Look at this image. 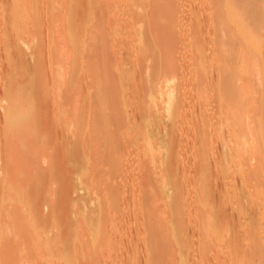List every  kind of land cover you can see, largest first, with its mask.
I'll use <instances>...</instances> for the list:
<instances>
[{
    "label": "bare ground",
    "instance_id": "obj_1",
    "mask_svg": "<svg viewBox=\"0 0 264 264\" xmlns=\"http://www.w3.org/2000/svg\"><path fill=\"white\" fill-rule=\"evenodd\" d=\"M33 1L34 0H11V2H12L11 8L9 9V12L6 11L7 14L9 13L8 14L9 17L7 16L8 19L10 18L8 22L9 23L11 22V24L14 21L17 22L16 23L17 25H15V23H14L15 26H13V24L11 26L7 25V28L12 27L13 31L16 29V34L19 32V35L18 34L17 35H18V37L21 36L20 38L25 37L26 35L23 36V32L21 31V29L18 25H20V24L22 25L23 23H25V25H23V27L26 26V28H27V24H28V26H30L29 24L33 25L31 23V21H29V19L31 18L29 16H32L31 20H33L34 16L38 17V14H36L37 8H35V7H36V4L37 5L39 3L41 4V2L43 0L41 2H39L37 0L38 3H36V4H34ZM51 2L53 4V7L55 8V10L52 7L51 8L47 7L48 10L46 8H44L45 10L44 9L41 10V12L45 11L46 14L49 12L51 14L50 17L52 19L49 17V19L51 21L49 19H48V21L54 22L53 26L52 27L49 26V28H48V23L47 24L45 23V21H44L45 17H43L44 18L43 21L46 24V25L44 24V26L47 27L44 30H49L46 33V31L43 30L44 26L41 24V21L43 18L40 20V25L43 26V27L41 26L42 27L41 30L43 33L44 32L46 33L47 37H46L45 33L42 34L40 32V28H39L40 25L38 24V20H39L40 16L44 15L45 12H43L44 14L41 13L42 15H40L37 19L35 18V20H37L36 24H38V28H39V29H37L38 31H36L34 29L35 27L32 28V26H31V28L34 29V31H32L30 29V27L27 28V30L28 29L30 30V33H29L30 43L31 42L33 43V41L36 39L39 42V40L40 39L43 40L42 37L45 36L44 37L45 39L43 40L45 45H46L45 49L47 48V46H48V48L50 47V49H52L50 51V54L52 55L53 58H50V56H48V58L52 59V62L54 60L55 61L57 60V61L55 63H53V65H51V62L49 61L50 59H47V57H43V58H45L49 61V62H46V61L45 62H46V64L49 65L48 67H50L49 72H51L50 76L52 77L53 80L51 79L48 82V87H47V84H46L47 81L42 80L44 77H42V79H40V81H39L37 78H35V75H33L32 78H30L29 80H26V81H28L27 82L28 86H27V84H25L26 82L21 84L22 80L24 78L26 79L27 77H25V73H26L25 71L26 70L24 69V68H26L25 67L26 65H24V67H23L22 66L23 64L22 65L19 64L23 67V69H24L23 72L20 69H18V66H16V65H18V63H20L19 56H17L18 59H16V60H19V61H17V63L15 62V60L11 61L10 63H8L9 61H7V63H8L7 69L8 70L6 69V67H5V70H3V71L7 70V75H5L6 76L5 79L3 78L4 80H2V82H1V89L3 91V96H4L1 100V102L4 105H3V107L0 106L1 107L0 111L3 109L1 111L2 114H0V116L3 115V117H1L0 121H3V123L1 124V126L3 125L1 127L2 132H4V136L6 135L8 137L7 138L5 136L7 139H9V143H8V140L5 138L7 140V141H5V140L3 141L5 146L3 145V143H1V144L5 147V150H8L7 152L9 155H12L11 153H14V154L18 153L17 154L18 161L22 162V164H23V161H25L26 159L23 160L24 159V158H22V156H24L23 153H22V156L19 157V154L21 155V153H19V151L16 150L18 147L15 145L16 144L20 145V147L22 145L24 146V144H26L25 142H27V140H26L27 137L26 138L24 137V136H26V134L24 135V131L22 129H20V132H22V133H20V132L18 133L17 128H19L20 125H23L24 122L26 124H28V122L30 121L29 124H31V119L33 121H35L36 120L35 117H37V115L39 117L40 105L36 104V101H34L32 99L33 98L32 96L35 94L36 90H37V92H40V90H41V91H44L46 93L47 92L46 89H48L51 86L50 92H51V94H53V99H52L53 109L56 110L54 112H56L58 114V118H60L61 116H65L64 114L67 111H68V113L73 112V114L71 113L72 115L70 113L69 114L67 113L68 115H70L69 116L70 119H72L73 121L76 120L75 122L77 123L76 124L74 122L75 124L72 123L74 125H70V127H72V126L73 127L69 128V130L71 129L72 131L71 130L70 131L73 133L74 132L73 129H75V126H77L76 128H78L80 126V123H81V122L78 123L79 115H77V114L75 115V112L73 109L74 107L76 108L78 106V105H76V106L74 105L76 103V101H78V100H76L77 97H75L78 95V93H77L78 90L76 91V89L80 88V90H81L83 85H84V87H85V85L88 86V84H86L85 82L88 83L90 81V80L87 81L88 80L87 79L88 73H87L85 75L86 77L85 76L82 77L83 81L81 82V80H80V82L83 83L84 78H86V81L84 82L85 84L83 83L82 87L80 85L79 87L77 86L78 88L76 86H75V89L72 88L74 86L75 78H77L76 71H75L78 69V68L76 69L77 62H78V65H80L79 60L77 61L78 55H77L76 51H79L78 46L80 45V42L83 40V36L80 33V29H77V25L79 23L78 24L76 23L77 12H79V8L77 9V7L79 5V0H52ZM80 2H81V0H80ZM31 4L35 5V7L33 6L35 11H36V13L34 12V14H32V12H31L32 11ZM40 4L38 6H40ZM80 5H81V3H80ZM85 5H87L86 7H87V12H88L89 17H87L88 19L84 18L85 21H83V24L81 26H84V27L87 26V32H88L87 34L90 36L92 35L94 37V40L92 37V38H90L91 39L90 41H87V39H85L87 42H89V43L91 42L90 44L88 43L87 46H89L90 51L92 49L96 50V48L99 46V44L95 46L96 41H97V43L99 42L101 44V46H99L97 48L100 50L99 51L100 53H98V54H101L100 57L101 56L103 57V59L100 58V61L102 60L101 61L102 66L100 64L101 69L98 68V66H99V62H98V64H97L98 66L96 65L98 69L96 70V66L94 64H96L97 61H93V60L96 59V57H97V54H95L97 51L96 52H94L93 50H92V52L88 51L89 57L91 56L90 53L91 54L93 53V55H95V57H93V55H92V58H90V60L92 59L91 60L92 64L90 63L92 65V67L90 66V68H92V69H89V71H94V72H92L94 75H95V71H96V74L98 77L93 79V77H95V76H93L92 81L95 82L93 84H95V85L98 84L95 87L98 89V90L96 89L97 94L99 93L100 98H101V100H99V95H98V99L94 98L95 95H91L92 92H90V98H91L90 107H91V102L93 100H95V102H96V99H97V101L99 100V103L98 102L95 103L96 106H95L94 101H93L94 109L92 110V108H90V115H91L92 111L94 112L97 109L95 111V113H96L98 111V108L99 109H102V107L104 108L101 110V112L99 111L100 113H98L100 115V118H101V121L99 122V128L97 127L98 123L95 124L96 121L98 122V119H96V117L94 118V116L92 117V119L94 121L93 123L96 125V126L94 125V127L98 128V130H97L98 135L97 136L95 135V137H94L93 134H90V133H93L94 128L89 125L91 128H93V129L89 130L90 131L89 135H92V139L90 138L91 137L90 136L89 140L87 141V144L88 145L91 144V146L89 147L91 152L94 151L93 150L94 147H92V146H94L95 143L97 144V142H99V144H98L99 147H101V149H104V151L110 150L112 148H114V152H115V149L119 150V151H116V152H119V154L118 153H117V155L112 154L113 156L116 155L115 156L116 159H114L115 157H112L114 162H111V158H110L111 166L109 165V167H107L106 170L104 168H102L100 170L105 171V172L107 171L106 174L107 173L112 174L111 172H109L110 170L108 168L114 167V168H112V169H114L113 173L116 170V168H117L116 172H118V173L122 172V171H118V169L121 170V166L125 165V164L123 165L121 162H123L126 159V157L124 158V154H126V152H124V150H123V149H125L123 147L126 145V140H128V138L130 140V137H132V136L135 138L137 136V133H139L141 131V129H140V131L138 130L140 128V125L139 126H137V125L133 126L132 125V124H135L134 120H135V118H137V114H133L134 115L133 119L130 118V115L127 112V110H129L128 107H127V110L124 109L122 106L120 107L121 102H119L117 100V99H119L117 97L120 96V92L122 89V84L120 82V79H121L120 75L122 72L126 73V70H125L126 67L125 68L119 67L118 63L121 64V59H120L121 57H119L120 60H117L118 56L115 55V53L116 54L119 53L117 51L118 49H116L117 48L116 47L112 50L114 44H110V43H111V41H114L116 39L115 38V36H116L115 32H117L119 30L118 28H120V25L125 23L124 25L127 26V28L130 27V28H128L130 31H127V33L133 32L134 33L133 35L138 34V36L136 38L139 40L138 42H141V40L139 39V36H141L142 34L146 35V37L143 36V37H145V39L143 40V42H144L143 43V49H141L144 53H145V51H149V48H151L150 45L152 43H154V42L156 43V44H154L156 46V54L154 53L155 54L154 62L151 63L150 65L149 64L147 66L145 65V69H143L144 67L141 68L142 71L140 69L141 77H143L144 81H142V79L140 80V78H139V80L142 81L141 84L144 85L146 82V83H148V88L150 87V89L147 91V99H143V100H145V103H147V105H149V102H147L148 96L150 97V100H151L154 97V94L157 95L156 98H157L158 102H156V103L154 102L153 104L151 103L152 105H149L146 107V109L148 108L147 109L148 112L150 114L154 115V117H155V121L153 119L152 122L156 123V121H158L157 118H161V116H163L167 120H172V121H174V119L176 118V117H174L175 115H179L178 118H180V114H181L182 110H180V102L179 101H181L182 95L180 94L181 95V97H180V95H178V93H181V92L180 91L176 92L177 91L176 85H178V81L181 82L183 80L182 76H184L185 75L184 73H186V72H184L183 73L184 75H183L182 70H180L181 73L178 71H179L180 67L187 66L185 64L187 63V61L191 60V58H193V56L196 57L193 59H197V60H193V59L191 60V62L193 64L190 61L189 62L191 64L188 62V64L194 69L192 72L193 75L188 76L189 81L190 80L194 81L195 86L193 85V89L189 86L191 89V91H189V92H191L192 94L190 93V95H185V96L186 97L189 96V98H188L189 100H192L193 98H196L197 96L200 97V95H202L204 98L203 94H206L209 92L211 93L210 95H212V96H211L210 102L205 103V100H203V99H200V101L197 100L199 102V105H201V106H199V109H197L198 107L195 106L196 104H198L197 101H196L197 103L195 102V105H193V106L191 105L193 108L196 107V109L199 110L197 112L196 109L194 108L196 113L198 114V116H200V118L204 121V125L201 124L202 126L198 127L200 129L196 130L197 132L199 131L196 134H195V131H193V129H194L193 126H192V129L189 128L190 132H192V131L194 132V133H192L194 135H191V136H193V138L196 136L195 138H197L198 137L197 134L200 133V135L197 139H199V141L201 140V142H199L197 139L194 138L195 142L198 141L197 143H200L199 144L200 153L203 151L206 152V150L212 151L213 149L216 148L215 150L220 149V152L218 151L219 152L218 154H220V156H221V148H222V149H225L224 151L229 152L228 158L232 157L234 159L237 157L236 158L237 164L232 165V166L236 165L235 167H237V170L232 169L231 168L232 166H226L224 168L222 167L223 173L228 172L230 175V173L231 174L233 173L232 171H236L237 173H235V174L238 177H241V179H243V181H245V180L247 182L253 181V183L256 182L259 185V183H258L259 180L264 179V161H263L264 157L262 156V153H264V152H262V151H264V146L263 147L260 146V145H264V81H263L264 79L261 77V81H258V79H259L258 77L260 75H264V53H263L264 52V0H114V2H113V0H87V4H85ZM85 5H83L82 7H84ZM38 9H39V7H38ZM147 9H148V11H146ZM49 10H51V12ZM81 10L83 11V8ZM144 11H146V12H144ZM1 12L5 13V9H2ZM20 12H22V13L26 12V14L25 13H23V14H25L29 18L27 20V22H25L26 19H25L24 15H23V18H24V22H23V20H22L23 18H22V15L20 16ZM84 13L85 12H83L82 14H84ZM94 15L97 18L96 21H95V19H92V18H94L93 17ZM19 17H20V21H18ZM47 18L48 17L46 16V19ZM80 18L81 17H79V15H78V20H80ZM18 22H19V24H18ZM21 22H23V23H21ZM148 22H149V26H147ZM80 23H81V21H80ZM17 26L19 27L20 30L18 28H16ZM23 27H21V28H23ZM192 28H194V29L197 28L198 29L197 33L196 32L191 33ZM17 29H18V32H17ZM50 29H52V31H50ZM116 29H118V30H116ZM11 30L10 31L8 30V31L11 32ZM3 31L6 32L7 30L4 29ZM20 31L22 33L21 35H20ZM31 31H32V33H31ZM84 31L85 30L82 29L83 33H84ZM12 33H14V32H12ZM12 33H9V34H11L9 36H12ZM24 33H26L28 35V31L27 32L24 31ZM5 34H4V36L2 35V40H3V37H5ZM169 34H170V36H169ZM171 34H173V35H171ZM7 35H8V33L6 34V36ZM113 35H115V36H113ZM126 36H129V35L126 34ZM0 37H1V35H0ZM14 37L17 38L14 41H16V40L19 41L20 38H18L15 35V33H14ZM100 37H102L103 39L96 40L97 38H100ZM117 37H118V35H117ZM121 37H124V36L122 35ZM5 39L8 40L7 37ZM26 39L28 41L27 36H26ZM7 40H5L6 45H7ZM22 40H20L21 43H23ZM129 40H130V37H129ZM134 40L135 39L133 38V41ZM214 40H218L219 42L215 43ZM14 41H13V43L16 44ZM20 41H19V44L18 43L16 44L17 47H18V45L20 46ZM116 41H115V44H116ZM125 41H126V38H125ZM211 41L214 42V43L212 42V45L210 44ZM87 42H86V44H87ZM117 42H118L117 44H119V41H117ZM126 42H128V41H126ZM129 42H128V44H129ZM135 42H136V40H135ZM24 43H25V40H24ZM68 43L69 44L71 43V48H70V45H67ZM9 44H10V41L8 42L7 47H6V45L4 47L5 52H7V53L11 52V48H12L11 45H9ZM29 44L26 43L27 48L29 47ZM41 44H42V42H41ZM32 45L34 46V44H32ZM119 45H121V47H122V42ZM16 46H13V47H16ZM87 46H86V48H87ZM94 46L96 48H94ZM131 46H132V44H131ZM91 47H93V48H91ZM127 47H125V49H127ZM68 48H70V49L68 50ZM14 49H17V48H14ZM14 49H12V51L15 53ZM18 49H17V51H18ZM82 49H83V47H82ZM82 49H80V50H82ZM125 49L123 47V50H125ZM32 50H33V47H32ZM141 50H140V52H141ZM2 51H3V49H2ZM17 51H16V54H17ZM68 51H69V53L67 54L66 52H68ZM85 51L87 52V49ZM21 52H23V49L21 50ZM86 52H85V54H86ZM137 52H139V51H137ZM14 53L11 52V54L13 56H15ZM19 53L20 52H18V54ZM45 53H46V51H45ZM55 53L57 55L56 57L54 56ZM128 53H130V51H128ZM110 54H111V56L113 55L112 57L115 56L117 58L116 60L120 61V62L115 61L112 64L113 58L110 56ZM131 54H132V52H131ZM9 55H10V53H9ZM19 55H21V54H19ZM23 55H26V54L23 53ZM48 55H49V53H48ZM81 55H82V53H81ZM149 55H151V54H149ZM38 56H39V54H38ZM45 56H47V54H45ZM120 56H121V53H120ZM125 56H126V54H125ZM128 56H130V55H128ZM135 56H138V54H136ZM2 57H3V55H2ZM54 57L56 59H54ZM85 57H86V55H85ZM89 57L86 58L87 61L89 60ZM10 58H12V56ZM14 58H12V60ZM36 59H38V57ZM64 59L66 60V62H64ZM5 60L6 59H4V61ZM113 61H114V59H113ZM151 62H152V60H151ZM85 63H86V66H85V68H86L87 62H84L83 66ZM30 64H32V63H30ZM125 64L127 65V63H125ZM1 65H2V63L0 64V66ZM38 66H39V64H38ZM83 66L80 65V67H83ZM28 67H29V65H28ZM30 67L32 68V66H30ZM80 67L78 69L79 71L81 69ZM94 67H95V69H93ZM123 67H124V65H123ZM189 67H187V68H189ZM208 67H209V69H207ZM88 68H89V64H88ZM88 68H86V69H88ZM135 68H136V66H135ZM46 70H47L46 75H48V69H46ZM98 70H99V72H98ZM100 70H101V73H100ZM17 71H20V75H21V72L24 74V78H22L21 81L18 80V78L16 77V74L18 73ZM35 71H36V68H35ZM136 71H137V69H136ZM140 72H137L136 74L138 75V73H140ZM178 73H180V75L181 74L182 75L181 76L179 75L180 77H178ZM26 74L28 75V72ZM132 74H133V72H132ZM64 76L67 77L66 79L69 80L68 82L70 85L68 84V82L66 81ZM88 76H92V74L88 75ZM2 77H3V75H2ZM48 78H49V76H48ZM61 78L65 79V81L60 80V81H64V86L66 88L65 90L63 88L64 86L61 88V86L63 85L62 82L59 81L62 84L61 86L57 82V80H59ZM125 78H126V76H125ZM132 78H134V77H132ZM179 78H181V79L179 80ZM49 79H47V80H49ZM97 79H99L98 83H97ZM41 80L43 82H41ZM123 80H124V78H123ZM65 82H67V84ZM125 82H126V80H125ZM49 83H50V85H49ZM67 85L72 86V87L70 88ZM143 85H142V87H143ZM181 85H183V84H181ZM181 85L179 84V86H181ZM91 86H93V88H94V85H92V82L89 84V86H88L89 88L87 87L88 89H90V91L92 89ZM145 86H146V84H145ZM145 86L143 88H145ZM67 87H69V88H67ZM84 87H83V90H84ZM119 88H121V89H120V92L117 94ZM135 88L133 90H135ZM126 89H125V91L123 89L122 90L126 93ZM180 89H182V87ZM80 90H79V92H80L79 95L80 94L82 95V93L85 94V92H82L83 90H81V91ZM151 90H153V92ZM85 91H86V89H85ZM94 91H93V93L95 94L96 91L95 92ZM128 91H129V88H128ZM138 92H139V90H138ZM189 92L187 91L186 93H189ZM75 93H77V94H75ZM152 93H153V95H152ZM48 94H50V93H48ZM117 95H119V96H117ZM124 95H127V94H124ZM128 95H130V93H128ZM143 95H144V92H143ZM206 95H205V97H206ZM72 96H74L75 100H76L75 103H73V104L71 102V101H74V100H71V99H73V98H71ZM81 97H83V96H81ZM199 97H197V98L199 99ZM51 98H52V96H51ZM85 98H86V96H85ZM144 98H146V96ZM209 99H207V97H206V101ZM25 100L26 101L28 100L29 103L27 101V104H25L26 103ZM49 100H50V98H49ZM80 100H82V99H80ZM193 101H195V100H193ZM203 101H204V103H203ZM85 102H86V99H85ZM190 102H189V104H190ZM49 103H50V101H49ZM77 103H79V102H77ZM98 104H100V105H98ZM162 104L164 106H162ZM183 104H184V102H183ZM68 105L70 107H73L72 111L69 109ZM71 105H73V106H71ZM124 105H126V104H124ZM86 106H84V110H85ZM97 106H99V107L95 108ZM100 106H102V107L100 108ZM128 106H129V103H128ZM185 106L186 105H184V107ZM192 107L190 109V106H189L188 107L189 110H192L193 109ZM80 108H81V106H80ZM136 108H138V107H136ZM141 108H142V106L140 107V109ZM77 109H78V107H77ZM77 109H75V111H77L76 113H78ZM88 109H89V106H88ZM146 109H142L143 112ZM195 111L193 113H195ZM83 112L86 113V111H83ZM79 113H80V111H79ZM135 113H137V112H135ZM138 113H139V111H138ZM196 113L194 115H197ZM67 114H66V116H68ZM98 114H96V115L98 116ZM146 114L147 113L143 114V116H145ZM188 114L190 115L192 113H188ZM73 115L75 117L77 116L76 119H73V117H74ZM93 115H95V114H93ZM183 115H185V114H183ZM191 116H193V115H191ZM198 116H196V117H198ZM87 117L88 116L86 115V117H84L83 119L85 120V118H87ZM194 117H190V118L193 119ZM62 118H64V117H62ZM89 118H91V117H89ZM140 118H141V116H140ZM181 118H182V116H181ZM195 118H194V120H195ZM77 119H78V121H77ZM150 119H152V118H150ZM72 120H71V122H72ZM131 120H133V122H131ZM161 120H162V118L159 119V122H161ZM183 120H184V118H183ZM202 120H197V122L199 123V121H201L203 123ZM136 121H139V118ZM57 122H58V120H57ZM62 122L60 124H62ZM88 122L90 123L89 120H88ZM168 122H170V121H168ZM195 122H196V120H195ZM55 123H56V121H55ZM84 123H85V121H84ZM89 123H87V125ZM145 123L147 124V121H145ZM33 125H35V124L33 123ZM56 125H58V124L56 123ZM67 125H68V123H67ZM67 125H65V127ZM84 125H86V123ZM130 125H132L133 127L132 126L130 127ZM159 125H160V123H159ZM166 125H168V124H166ZM60 126L62 127L63 125H60ZM60 126H59V129H56L58 134L61 133V132L59 133V130H61ZM23 127H25V126H22V128ZM34 127H36V126L31 127V129ZM45 127H46V125H45ZM158 127H159L158 129L160 130L161 127L160 126H158ZM162 127H164V126H162ZM190 127H191V125H190ZM50 128H51V126H50ZM62 128H64V127H62ZM83 128H84V126H83ZM142 128H143V126H142ZM31 129H29V130H31ZM64 130L62 132H64ZM152 130H151V132H152ZM170 130H171V127H170ZM170 130H169V133H171ZM14 131L18 133V134L15 133L16 134L15 136L13 135ZM145 132H149V131H145ZM31 133L33 134V132H31ZM95 133H96V131H95ZM184 133H185V131H184ZM76 134H77V131H76ZM76 134H75V132L73 134L75 137H73V135H72L73 140L76 138ZM172 134H174V133H172ZM63 135H64V133H63ZM69 135H70V132H69L68 136ZM148 135H147V137L145 136L144 142L147 145V147L152 145V147H150V148L154 147V145H155L154 143H156V145H157L156 147H158L160 144L161 145L164 144L163 143L164 141L169 142V144L172 142V139L168 134H167L168 137L165 138L164 137L165 135L163 136L159 131L156 134V139H154V138L152 139L153 136L148 137ZM150 135H152V134H150ZM50 136H51V134H50ZM87 136H88V133H87ZM87 136H85V138H86V139L84 138L85 140H87ZM187 136H189V135H187ZM58 138H61V136L59 135ZM137 138H139V137H137ZM131 139H133V138H131ZM181 139H182V137H181ZM30 140H32V139H30ZM40 140L42 141L43 139L41 138ZM90 140H93V141H90ZM183 140H185V139H183ZM183 140H182V142H183ZM190 140H192L191 137L186 138V141H190ZM39 141H37L36 143H38ZM94 141H95V143H94ZM52 142H53V140H52ZM85 142L86 141L83 140L84 145H85ZM91 142L94 144H92ZM42 144L43 143H41L40 146ZM65 144H66V142H65ZM29 145H30V143H29ZM67 145H68V143H67ZM131 145H132V142H131ZM3 146H1V147H3ZM26 146L29 148L28 145H25L26 149L24 147L22 149L27 150ZM45 146H44V149H46ZM199 146H198V148H199ZM258 146L262 147L263 149L258 148V150H257L255 147H258ZM46 147H48V146H46ZM119 147H121V149H118ZM13 148H16V149H13ZM60 148H62V147H60ZM201 148H202V151H201ZM19 149H21V148H19ZM50 149H52V148H50ZM254 149H256V150H254ZM1 150H0V152H1ZM14 150L17 152H12ZM68 150H69V148H68ZM80 150H81V148H80ZM149 150H151V149H149ZM215 150H213V151H215ZM259 150H262V151H259ZM28 151H29V149L27 150V152ZM59 151H60V149H59ZM70 151H71V149H70ZM3 152H4V149L2 151V154H3ZM46 152H47V149H46ZM84 152L87 153L86 150H84L83 153ZM91 152H90V154H91ZM133 152H135V151L133 150ZM216 152L214 154L217 155ZM226 152H225V155H226ZM64 153H65V151H64ZM64 153H62V154H64ZM70 154H71V152H70ZM100 154H103L102 150H101ZM49 155H50V153H49ZM67 155H68V153H67ZM93 155H94V153H93ZM93 155H88V156L90 157L91 161L94 160L92 163L96 164ZM17 156L14 158L11 156L13 159L10 158L8 160L9 162H7L8 164L5 165L4 168H3L4 164L0 167V175H4L3 177H5V174H6L5 180H4V178L0 179L1 184H6V186H7V183H5V181H7V177L9 178V181H11V180L14 181V179H10V178H13V174H14L13 172L15 171L14 167H16L17 166L16 164H18ZM41 156H43V155H40V157ZM51 156H52V154H51ZM119 156L120 157L123 156V157L120 158ZM83 157H85V156H83ZM104 157L106 158V155H104ZM213 157H215V156H213ZM7 158H9V157H7ZM26 158L29 159V157H26ZM46 158H47L46 160L48 161V157H46ZM82 158H79V160ZM117 158L120 160L116 161V163H115V160H117ZM220 158L221 157L218 156V159L216 162L213 161L214 160V158H213V160H212L213 163L215 162L218 165V163H219L218 160ZM42 159H43V157H42ZM70 159H72V158H70ZM122 159H123V161H122ZM226 159H227V157H226ZM14 160H16V161H14ZM224 160H225V158H224ZM253 160H257V161H254V163H256V164L251 163V162H253ZM64 161L66 162L65 159H64ZM67 161H68V159H67ZM73 161H75V160H73ZM91 161L90 162L88 161V162L91 163ZM15 162H16V164H15ZM42 162H44V161H42ZM110 162H109V164H110ZM203 162H204V159H203ZM24 163H26V161ZM87 163H86V165H87ZM102 163H103V165H106L107 161L102 162ZM104 163H106V164H104ZM126 163H127V161H126ZM44 164H46V166H47L48 163L46 162ZM55 164H56V162H55ZM91 164H89V165H91ZM193 164H195V163H193ZM68 165H69V163H68ZM22 166H24V165H22ZM73 166H74V164H73ZM82 166L80 168L83 169ZM92 166H94V167H92ZM92 166L91 167L89 166V167L93 168V169L96 168L95 165L92 164ZM107 166H108V164H107ZM136 166H139V165H136ZM163 166H165V165H163ZM18 167L19 166H17V170H19ZM77 167L79 168V166H77ZM33 168L36 169L35 167H33ZM203 168H205V167H203ZM213 168H215V166ZM37 170L38 169H36V171ZM89 170L90 169H88V172L91 171V170L90 171ZM100 170H98V171H100ZM148 170L152 174L151 175L148 172L146 173L147 177L149 174L151 175V176L149 175L151 178L148 177L150 180L152 179L153 176L155 177L157 174V171H159L158 169L156 170L154 166H152ZM19 171L21 174L22 169ZM78 171H76V172H78ZM101 171L99 172V174L101 173ZM161 171H163V170H161ZM11 172H12V175H11ZM15 172L18 173L17 171H15ZM88 172H85L84 176ZM92 172H94V171H91V173ZM24 173H25V171H24ZM55 173H56V171H55ZM91 173H90V176L92 175ZM118 173H115L116 176H115V174L114 175L112 174V176H115L116 178L118 176L121 177ZM169 173H170V171H169ZM169 173L167 174L168 176H169ZM37 174H36V176H37ZM56 174H58V173H56ZM82 174H83V172H82ZM102 174H103V172H102ZM160 174H162V173H160ZM121 175H122V173H121ZM16 176L17 175H15V177ZM80 176H81V173H80ZM84 176L82 178L85 179L86 177H84ZM90 176L88 174V179L86 180L87 182L85 180L82 181V183L84 182V185L88 186V189H90L89 190L90 193H91L92 189L93 190L95 189L94 193L96 194V192H97L96 190H98L97 188H99V186H100L99 189H102V190L98 191L96 195L94 194L95 197L93 196V198H92V200H93L92 201L93 204L91 203L92 206H91V204L89 205V203L86 201V200H88V198H86V197L84 198V196H83L84 192H83V195H81L82 191H80L81 197L85 199V200L83 199L82 202H84V204L87 202L88 205L85 204V206H83L81 209L77 208L76 205H74L73 206L74 209H75V207L77 208L76 209L77 211H74V214H75V212H77V213H79V216H77V213H76L75 218L74 219L72 218L73 220L70 219V221H73V222H70L72 224V226L74 228H78V229H76L78 232L77 231L74 232V235L76 233V237L78 239H80L81 243L79 242V240H78V242L80 243V248H82V250L80 251V249H79L78 251L81 252L82 256L78 251H72V252L69 251L67 256L64 253L65 259H63V250L62 251L60 250L61 248H60V244H59L61 242L59 231L56 230V227H54V225H53V227L55 229H51V230H50V228L48 230H45V227L42 226L43 224H45L46 220L44 221V219H47L45 217H47V214L49 213V212L47 213L45 211V210L49 211L45 207L47 204L50 206L49 208L52 209L50 214L51 215L53 214L55 216L58 215L59 211L62 210L61 208L63 207V206L60 207L61 204H58V199H57L58 195L56 194V192L51 191V190H53L54 185L50 189L48 188L49 191H47V193H45V192L41 193L40 191H38L40 193H37V191H35V194L33 193L34 194L33 195L34 199L32 198L33 203H34V200H35V202L37 201L36 203L42 202L41 200L39 201L38 199H35L36 196H40V195H43L42 197L45 198L44 202L47 203V204L45 203L46 205L43 203V205H45L44 207L46 208V209L45 208H43V209H45L44 211L47 214L43 218V220L41 219L43 222L41 225L42 227L41 226L38 227L36 225V221L34 220L35 219L34 214L36 211L34 213H31L28 210L26 204H24L26 206V207H24V209H23V206L19 205V202L17 200V195L15 194L16 189H14L15 195L13 194V197L9 198L8 197L9 195H7V194H10V193L7 192L6 195L10 199V200L8 199L9 201H7V197H5V192L6 191H9V192L13 191V189L11 190V188H10L11 191L9 189L8 190L6 189L10 186L9 185V186L5 187V190H4L5 192L3 193V195H4L3 198H6V200H4L2 197L1 198L3 200L0 199V202H1L0 203V264H64L63 263L64 261L66 263V261L69 262L70 260H71V263L75 264V262H79L81 260L80 258L83 259V262L87 261L89 264H117L115 259H114V258H116V256L119 259V261H117L119 264L122 263V260L124 257L126 258V261L124 259L125 264H175L176 259L178 260L177 263H179V264L182 263V258L185 255L184 254L182 256L183 253H181V251H182L181 248L183 247L182 246L183 242L181 241V239H180V241H177V238H179L178 237L179 235L185 234L184 220L182 219L183 217L180 216L181 213H183V212H179L180 214H178L179 206L175 207V205H174V208H173L170 205V207H168V209L166 208V210H171L172 212H174L176 209L177 213H175V214H178V215H171L173 213L166 212L165 209L163 210L161 205L159 206L158 204H156L157 201L160 202L159 200L161 199V198H156V195H158V197H159V194L161 193L160 190L162 188L159 190H156L155 188L151 187L152 189H154V191H156L154 194H152V195H155V196H153V197H155V199H158V200H156V203H155L154 198H152L150 194H149L150 197L147 196L148 190L145 191L146 192L145 198L148 197V198L153 199L154 201L152 200L153 201L152 203L156 204V206H155L156 208L150 206V209H148V210L146 209L147 210L146 214L144 213L145 216L144 217L142 216L143 220L145 221V224H144L145 227H144V225H142V227H144L143 232L141 233V234H143V239L139 243L144 244V247L140 246V248H138L139 247V246L137 247L138 241L136 243H133L132 245L130 244L131 246H129V244L125 245L124 243L121 242V240L123 238H126L127 235H129L130 233H133L132 231L125 230L123 228L124 226L122 227L123 223H121L122 222L121 218H123V216L126 214L125 213L126 211H124V209H123L124 207L122 208V206H121V201L123 199L127 198V196H126L127 191L124 194L125 190H123V191L119 190L121 187L119 185L122 184V183L120 184V181L122 180V178L120 179V181L117 178V180L119 181V183H118L114 179L112 180V182L106 181V180H105L106 181L105 182V181H103V179L101 180L97 177L99 180L102 181V185L104 184L103 188H101L102 185L98 183L99 181L97 182V184L94 183L98 187H95L94 184H91V186L94 188H92L91 186H90L91 188H89V185L92 182L91 180H90L91 182L89 181V178H91ZM93 176L94 175H92V179L94 181V178H96V176L94 178H93ZM58 177H60V176H58ZM72 177L75 178L74 175ZM115 177H112V178H115ZM100 178H103V177H100ZM78 179H79V177H78ZM234 179H235V177H234ZM71 180H72V178H71ZM229 180H226L225 183H227V181L229 182ZM171 181H172V179H171ZM174 181H173V183H174ZM219 181H220V179H219ZM238 181H240V180H238ZM73 182H76V181H74V179H73ZM79 182H80V180H79ZM164 182L165 181H163V183ZM167 182H166L164 188H167V187H169V185H171L170 180H167ZM232 182H233V180H232ZM13 183L14 182H12V183L10 182L9 184H13ZM16 183H18V182L16 181ZM16 183L12 187H15ZM52 184H54V183L51 182L49 186H51ZM56 184L57 183H55V185ZM117 184H119V185H117ZM174 184H176V183H174ZM201 184L202 183H200V186H201ZM228 184H226V185H224V187L223 186L222 187L226 188ZM230 184H231V182H230ZM257 184H255L254 188L252 187L253 189L251 191H250L251 188L249 187L250 189L248 188L249 190L248 191L246 190L247 193L242 194L243 195L242 197H244L245 195L247 197L249 195L248 192L250 191L249 192L251 194V195H249L250 197L246 198V202L248 204H250V206H252V204H253L252 201L256 200V202H258L257 200L264 199V185L260 184L258 186ZM72 185L75 186V184H72ZM4 186H3V188H4ZM76 186H77V184H76ZM145 186H147V185H145ZM162 186H164V185H162ZM147 187L149 188V186H147ZM233 187H234V185H233ZM140 188H139V190H140ZM148 188H146V189H148ZM158 188H160V187H158ZM202 188H203V185L201 187V190L204 191L205 188L204 189H202ZM56 189H58V188H56ZM74 189H75V187H74ZM36 190H37V188H36ZM76 190H77V188H76ZM197 190L202 192L200 190V188ZM43 191H46V190H43ZM140 191H142V190H140ZM218 192H219V190H218ZM92 193H93V191H92ZM169 193H170V191H169ZM189 194H190V192H189ZM204 194H206V193H203V195H199L200 199L203 196L205 197ZM90 195H92V194H90ZM206 195H208V194H206ZM234 195H233V197L236 198V200H237V201L234 200V202H236V203L238 202L239 206L238 205H236V206L239 208L242 206V203L240 204L241 201L239 200L240 201L239 202L237 199L239 196H237V195L234 196ZM165 196H166V198L168 197V195H165ZM165 196L163 193L162 198H164V199H161L162 201L165 200ZM172 196L174 197V195H172ZM59 198H61V197H59ZM218 198H219V196H218ZM240 198H241V195H240ZM151 199H149V200L151 201ZM202 199H204V198H202ZM205 199H204V202L201 201V202H199V204L202 203V205H204L203 203H205ZM231 199H232V197H231ZM231 199H229V200H231ZM72 200H73V198H72ZM171 200H172V198H171ZM176 200H177V198H176ZM222 200L224 202V197L222 198ZM146 201H147V199H146ZM150 201H147V203ZM206 201H207V199H206ZM212 201H213V199H212ZM212 201H210V203ZM170 202H172V204H173V200ZM223 202H221V203H223ZM263 202H264V200H263ZM164 203H165V201H164ZM230 203H231V201H230ZM247 203H245L246 207H248ZM79 204H81V203H79ZM160 204H161V202H160ZM166 204H168V201L166 202ZM48 205H47V207H48ZM32 206H34V204H32ZM157 206H159L158 209H157ZM162 206H166V205H162ZM167 206H169V205H167ZM199 206H201V205H199ZM211 206H212V204H211ZM219 206H220V204H219ZM225 207L227 208V206H225ZM169 208H172V209H169ZM195 208H196V205H195ZM21 209H23V210L21 211ZM173 209H174V211H173ZM182 209L183 208H181L179 210L182 211ZM236 210H238V209L236 208ZM241 210H242V207H241ZM210 211H212V210H210ZM233 211H234V209H233ZM222 212H223V209H222ZM98 213H100L99 214L100 217H97L94 220H90V219L88 220V217L93 216L95 214H96L95 216H97ZM74 214H72V215L74 216ZM44 215H45V213H44ZM40 217H42L41 214H40ZM77 217H78V219H77L78 221L75 220ZM209 217L213 218L212 216H209ZM37 218H38V216H37ZM215 219H209L208 217H205V220H204L202 217V219L199 221V223L203 222V223H200L201 225H199V227L200 226L202 227V228L200 227V229H201L200 233L202 232L200 235L203 234L204 241H205V237L208 235V233L214 227L213 225L217 222V221H215ZM39 223L41 224L40 221H39ZM47 223H48V220H47ZM192 223L194 224V222H192ZM237 224H239V223L237 222ZM185 225H186V223H185ZM45 226H47V228H48V226H50V225L47 224ZM55 226H57V225H55ZM217 227H216V229H217ZM48 231L52 232L53 235L48 236L49 234H46V232H48ZM195 232H196V230H195ZM70 234H69V236H70ZM72 234H71V236H72ZM77 234H78V236L80 235L81 237L79 236L80 237L79 238L77 236ZM210 234H211V232H210ZM260 234L262 235V233H260ZM263 234H264V231H263ZM55 235H56V237H55ZM193 236H195V234ZM203 236L201 237L202 239H203ZM212 236L208 235V238L212 237ZM225 236H227V235H225ZM50 237H52V238L50 239ZM263 237H264V235H263ZM224 241H226V240H224ZM57 243H58V247L55 249L53 256H51V252L53 249L52 246H54ZM200 243H201V241H200ZM216 243H217V241H216ZM218 243H219V240H218ZM211 244H212V242H211ZM213 244H215V243L213 242ZM184 245H185V243H184ZM207 245H209V243H207ZM207 245L204 242L203 247L205 249L203 250V247H202V249L199 248L202 251L201 252L199 250L201 255H202L203 251H206V253H208ZM199 246H200V244H199ZM210 246L211 245H209L208 247H210ZM215 246H217V245H215ZM261 246H263V244H261ZM50 247L52 248L51 251H50ZM57 250H60V252H58ZM105 250H107V252H108V253L106 252V255L104 254ZM231 251H233V250H231ZM172 252L177 254L175 260L172 257H170L173 255ZM75 254H78V256H75ZM175 254H174V257H175ZM197 255H198V253H197ZM69 256L70 257L73 256V257H72V259L70 258V260L68 261ZM74 257H77V258L79 257V258L77 260V258L75 259ZM119 257H121V258H119ZM66 258H67V260H66ZM166 258H167V260H166ZM168 259L169 260L173 259L170 261H173L174 263L169 262ZM27 260H29V261L27 262ZM120 260H121V263H120ZM81 262H79V263H81ZM221 262H223V261H221ZM207 263H208V261H207ZM67 264H69V263H67Z\"/></svg>",
    "mask_w": 264,
    "mask_h": 264
},
{
    "label": "rangeland",
    "instance_id": "obj_2",
    "mask_svg": "<svg viewBox=\"0 0 264 264\" xmlns=\"http://www.w3.org/2000/svg\"><path fill=\"white\" fill-rule=\"evenodd\" d=\"M39 2H41L42 0H38ZM38 1L37 0H34L33 1V3L34 4H36V3H38ZM44 1V0H43ZM41 2V4H40V6H38L37 4H36V7H35V5L33 4H31V8H32V14H34V12L36 13V11H35V9H34V7L35 8H37V13L36 14H38V17L40 16V15H42V14H44L43 12H45V11H42L41 12V10H43L44 8H46L47 9V7L49 8H53L54 10H55V8L53 7V4H52V0L50 1V0H45L44 2ZM11 2V0H0V35H1V39H0V64L2 63V65L0 66V106H2L3 107V105L4 104H2V102H1V100H2V98L4 97L3 96V91H2V89H1V82H2V80H4L5 79V75H7V68H8V63H10L11 61H14L15 60V62L17 63V61H19V60H16V59H18V57L17 56H19V59H20V63H18V65H16V66H18V69H20L22 72L24 71V69L26 70L25 72L27 73L28 72V75L25 73V77H27L26 79L24 78V74L21 72V75H20V71H17L18 73L16 74V77L18 78V80H22V78H24L23 80H22V82H21V84H23V83H25V84H27V86H28V81H26V80H29L30 78H32L33 77V75H35V78H37L39 81H40V79H42V77H44L42 80H46L45 82H46V84H47V87H48V82L52 79V77L50 76L51 75V72H49V68L50 67H48L49 65L48 64H46V62H51V65H53V63H55L56 61L54 60V59H56L55 57L57 56L56 55V53L54 54V61L52 62V59H50V58H53L52 57V55L50 54V51L52 50V49H50V47L48 48V46H47V48L45 49V47H46V45H45V43H44V37L45 36H43L42 37V39L43 40H39V42H38V40L36 39V40H34L33 41V43L31 42L30 43V41H29V33H30V30L28 29L27 30V28H29L30 27V29L32 30V31H34V29L36 30V31H38L37 29H39L40 28V32L42 33V34H44L43 32H42V27L44 26V24L46 23H48V28H49V26L50 27H52L53 26V24H54V22H50L51 20L49 19V17H50V13L48 12L47 14H46V12H45V16L44 15H42V16H40V18H39V20H38V24L40 25V20L43 18V17H45V20H44V18L42 19V21H41V24L43 25H40L39 26V28H38V24H36L37 23V20H35V18L37 19L38 17H33V20L35 21H33V20H31L32 19V16H29V17H31L30 19L25 15L26 14V12H23V13H25V14H23L22 12H20V16L22 15V18H23V15H24V17H25V19H26V21L25 22H27V20L29 19V21H31V23L34 25H31V24H29L30 26H28V24H27V28H26V26H24L23 27V25H25V23H23L24 22V18L22 19L23 20V22H21V23H23L22 25L20 24V25H18L19 27H20V29H21V31L23 32V36L24 35H26L27 36V38H28V41H27V39H26V36L25 37H22V38H20L21 36H19L18 37V35H19V32H18V29H19V27L17 26L16 28H18L17 29V34H16V29L13 31V29H12V27H10V28H7V25H12L13 24V26H15V25H17L16 23V21H14L12 24H11V22L9 23L8 21H9V19H8V17H9V13L7 14L6 13V11H8L9 12V9L11 8V5H12V2ZM85 4H87V0H81V2H80V0H79V5H78V7H77V9L79 8V12H77V20H76V23L78 24L77 25V29H80V33H81V35L83 36V40L80 42V45L78 46V48H79V51H76V53H77V61L79 60V63H80V65L81 66H83V63L84 62H87V67L86 68H88V64H89V68L88 69H86L85 68V66H86V63L84 64V66L83 67H80V65H78V62H77V64H76V69L78 68L79 69V67L81 68L80 69V71L77 69V70H75L76 71V75H77V78H75V81H74V86L72 87V86H69L70 84H69V80L68 79H66L67 77H65V79H66V81L68 82V84L69 85H67V86H69L70 88L72 87L73 89H75V86L77 87H79L80 85H81V87H82V85H83V83L86 81V78H84V82L83 83H81L82 81H83V78L82 77H84L87 73V81H91L92 82V85H94V88H93V86H91V91H90V89H88L89 87V84L91 83L90 81V83L88 82H85L86 84H88V86L87 85H85V87H84V85H83V87H84V90H83V87L81 88V90H83L82 92H85V94L84 93H82V95L81 96H83V97H81L80 95H79V90H80V88H78V89H76V91L78 90V95L77 96H75V97H77L76 98V100H78V101H76L75 100V97L74 96H72L71 98H73V99H71V100H74V101H71L72 102V104L73 103H75V101H76V103L74 104L75 106L76 105H78L77 107H78V109H77V107L75 108H73V107H70L69 105H68V107H69V109L72 111V108L74 109V112H75V115L77 114V115H79V121H78V119H77V121H78V123L79 122H81L80 123V126L78 127V128H76L77 126H75V129H73L74 130V132H75V134H76V131H77V134H76V138L73 140V137H75L73 134H74V132L72 133L70 130H69V128H72V127H70V125H74L76 122V120L75 121H73L72 119H70V115H68L69 113H68V111L64 114L65 116H61L60 118H58V114L56 113V112H54V111H56V110H54L53 109V103H52V99H53V94H51V92H50V89H51V86L48 88V89H46L47 90V92L45 93L44 91H41L40 90V92H37V90H36V92H35V94L32 96L33 98V100L34 101H36V104H38V105H40V112H39V117H38V115H37V117H35V119L38 121H33L32 119H31V124H29V122H28V124H26L25 122L23 123V125H20V127L19 128H17L18 129V133L20 132V129H22L23 131H24V135L26 134V136H24L25 138H26V140H27V142H25L26 144H24V146L22 145L21 147H20V145H15V146H17L18 148L16 149V148H13V149H16L17 151H19V153H21V155L19 154V157L20 156H22V153L24 154V156H22V158H24L23 160H25L26 161V163H24L25 161H23V164H22V162H20V161H18V156H17V154L18 153H11L12 155H9L8 154V150H5V144L3 143V141L5 140V141H7L8 140V143H9V139H7L5 136H4V132H2V126H1V124L3 123V121H0V145L1 146H3V147H1L0 148V150H1V152H0V167L3 165V168H4V166L5 165H7L8 163L7 162H9L8 160L10 159V158H14V157H16L17 156V162H18V164H16V162H15V164L17 165V166H19L18 167V169L19 170H21L22 169V172H21V174H20V171L19 170H17V166L16 167H14V170L15 171H17L18 173H16L15 171L13 172L14 174H13V178H10V179H14V181H9V178L7 177V181H5V183H7V186H9L8 188H6L7 190L9 189L10 190V188H11V190L13 189V191H11V192H9V191H4L5 190V187H7L6 186V184H1L0 183V199H2L3 197H4V195H3V193L5 192V197H7V195H9L8 197L10 198V197H13V194H14V192H15V190L14 189H16V195H17V200H18V202H19V205L20 206H23V209H24V207H26L27 206V208H28V210L31 212V213H34L35 211V214L38 216V218H37V216L34 214V220L36 221V225L38 226V227H40L41 225H42V220H43V218L46 216V214H47V217H45V218H47V219H44V221L46 220V222H45V224H43L42 226H44L45 227V230H48L49 228H50V230L51 229H55L54 227H56V230H58L59 231V233H60V250L62 251L63 250V259H65V254H66V256H67V254L69 253V251H78L79 249H80V251L82 250V248H80V239H78L77 237H76V233H75V235H74V232H76L77 230L76 229H78V228H74L73 226H72V224L70 223V222H73V221H70V219H74L75 218V216H76V213L77 212H75V214H74V211H77L76 209L77 208H82L83 206H85V204L86 205H88V203H89V205L92 203V198H93V196L95 197V195L97 194V192L98 191H100V190H102V189H99L100 188V186H99V188H97L98 190H96L97 192H96V194L94 193V191H95V189L93 190L92 189V191H93V193H92V191H91V193H90V189H88V186H86V185H84V182L82 183V181L83 180H87L88 179V174H89V176H90V173H91V171H94V172H92L91 174L92 175H94L93 176V178L96 176V178H94V181H93V179H92V175L90 176L91 178H89V181L91 182L90 183V185H89V188H91L92 186H91V184H97V182L99 183V184H101L102 185V179H103V181H110V182H112V180L114 179L116 182H118L119 183V181H120V179L122 178V180L120 181V184L121 185H119V184H117V185H119V186H121L120 187V189L119 190H121V191H123V190H125V192H124V194L126 193V191H127V198H125V199H123L122 201H121V206H122V208L124 209V211H126L124 214V216H123V218H121V220H122V222L121 223H123V225H122V227L125 229V230H128V231H132L133 233H130L129 235H127V237L126 238H123L122 240H121V242L122 243H124L125 245H128L129 244V246H131L133 243H136L137 241V247L138 248H140V246L141 247H144V244H142V243H139L140 241H142V239H143V234H141L142 232H143V228L145 227V221L143 220V218H142V216L144 217L145 216V214H146V211L148 210V209H150V206H152V207H154V208H156L155 206H156V204H158L159 206L161 205V207L163 208V210L165 209V211L166 212H170V213H173V214H171V215H178V214H180L179 212H183V213H181V217H183L182 219L184 220V226H185V228H184V231H185V234L184 235H179L178 237L179 238H177V241H180V239H181V241L183 242V247L181 248V253H183L182 254V256L184 255V257L182 258V263H180V264H264V237H263V231H264V202H263V200L264 199H259V200H257L258 202H256V200H254V201H252L253 202V204H252V206H250V204H248L247 202H246V198H249L250 196L249 195H251L249 192L255 187V184H257L256 182L255 183H253V181L251 182H247L245 179V181H243V179H241V177H238L235 173H237L236 171H232L233 173L231 174L230 173V175H229V173L228 172H222V167L224 168V167H226V166H232V165H234V164H237V160H236V158H232V157H230V158H228L229 157V152L227 151H224L225 149H222L221 148V156H220V154H218L219 152H220V149H218V150H215V149H213V150H215V151H211V150H206V152H201L200 153V151H199V149H200V146H199V144L200 143H197L198 141H199V139H197L198 137H199V135H200V133L199 134H197V138H195V139H197L198 141L197 142H195L194 141V138H193V136H191V135H194V134H192V133H194L193 131H195V134L196 133H198L196 130L197 129H200V128H198V127H200V126H202L201 124H203L204 125V121L200 118V116H198V114L196 113V111L198 112L199 110H197V109H199V106H201V105H199V102L198 101H200V99H203V100H205V103L206 102H210L211 101V96L212 95H210L211 93L209 92V93H206V94H203L204 95V98H203V96L202 95H200V97L199 96H197V97H199V99L196 97V98H193L192 100H189L188 98H189V96L188 97H186L185 95H190V93L191 92H189V91H191V89H190V87L193 89V85L195 86V84H194V81H192V80H190L189 81V75H193L192 74V72H193V68L188 64V62L190 61L191 62V60L193 59V58H196V57H194L193 56V58H191V60H189V61H187V63L185 64V65H187V66H182V67H180L179 68V71L178 72H180L181 73V71L180 70H182L183 72H182V74L184 73V72H186V73H184L183 75L186 77H184V76H182L183 77V80L180 82V81H178V85H176V87H177V91L176 92H181V93H178V95H182V97H181V95H180V97H181V101H179L180 102V110H182V112H181V114H180V118H178L179 117V115H175L174 117H176L175 119H174V121H172V120H167L166 118H164L163 116H161V118H162V120H161V122H159V119H161V118H157V120L158 121H156V123L154 122H152L153 121V119H154V121H155V117H154V115H152V114H150L149 112H148V108L146 109V107L147 106H149V105H152L154 102L156 103V102H158V100H157V95L156 94H154V97L150 100V97L148 96V101L147 102H149V105H147V103H145V100H143V99H147V91L150 89V87L148 88V83H146L145 82V84H146V86H145V84L143 85V84H141L142 83V81H144V79H143V77H141V72H140V69L141 68H143V69H145V65L147 66L148 64L150 65L151 63H153L154 62V56H155V54H156V46L154 45V44H156L155 42L154 43H152L151 45H150V47L151 48H149V51H145V53L141 50V49H143V40L145 39V37H146V35L144 34H142L141 36H139V39L141 40V42H138L139 40L138 39H136L137 38V36H138V34H136V35H133L134 33L133 32H128L127 33V31H130L128 28H130V27H128L127 28V26H125L124 24H122V25H120V28H118V29H116V30H118L117 32H115V35H113V36H115V40L114 41H111V43L110 44H114V46H113V48H112V50L114 49V48H116V49H118L117 51L119 52V53H115V55H117L118 56V59L114 56V57H112L111 56V54H110V56L114 59V61H113V59H112V64L116 61V62H120V61H117V60H120L121 59V64L120 63H118L119 64V67L121 68H125V70H126V73L125 72H122L121 73V75H120V82H121V84H122V89L125 91V89H126V93L121 89V88H119V90H118V92H117V94L120 92V89H121V92H120V96L119 95H117V96H119V97H117V98H119V99H117L119 102H121V105H120V107L122 106L124 109H126L127 110V107H128V109L129 110H127V112H128V114L130 115V118H134V115L133 114H137V118H135V120H134V122H135V124H132L133 126H135V125H137V126H139L140 125V128L138 129L139 131H140V129H141V131L139 132V133H137V136L134 138L133 136L132 137H130V140H129V138H128V140H126V145L123 147V148H125V149H123L124 150V152H126V154H124V158L126 157V161H127V163H126V161L124 160L123 161V159H122V161L123 162H121L124 166H121V170H119L118 169V171H122V172H116V170H117V168H116V170L114 171V173H113V170L114 169H112V168H114V167H110V168H108L109 170V172H111L113 175L115 174V173H118L121 177H117L118 178V180H117V178L115 177L116 176V174H115V176H112V174H109V173H107L106 174V172L105 171H101L100 169H102V168H104L105 170L107 169V167H109V165L111 166V162H114V160L112 159V157H115L116 155H117V153L119 154V152H116V151H119V150H117V149H115V152H114V148H112V149H110V150H105L104 151V149H101V147H99V142H97V144L95 143V141H94V143H92V144H94V146H92V147H94V151H90V149H89V147L91 146V144L90 145H88L87 144V141L89 140V137L92 139V135H89V133H90V129H93L94 128V131H93V133H90V134H93V136L95 137V135L97 136L98 135V133H97V130H98V128H99V122L101 121V118H100V115L98 114V113H100L101 112V110L102 109H104L102 106H100V108L102 107V109H99L98 107L99 106H97V107H95V108H98V111L95 113V111L97 110H95L94 112L92 111V113H91V115H90V108H92V110L94 109V105H93V101H94V104L96 103V102H98L99 103V100H101V98H100V95H99V93L97 94V88L95 87V86H97L98 84V80L99 79H97V85H95V84H93V83H95V82H93L92 81V77L93 76H95V77H93V79L94 78H97L98 76H97V74H96V71H95V75L92 73V72H94V71H89V69H92V68H90V66L92 67V63H91V60H90V58H92V55H93V53L91 54L90 53V57L88 56L89 55V53H88V51L89 52H92V50L90 51V48H89V46H87L88 45V43L89 42H87V41H90L91 39L90 38H92L93 36L91 35H88L87 33V26H81L82 24H83V21H85L84 20V18L85 19H88L87 17H89L88 16V12H87V5H85ZM113 2H114V0H113ZM80 3H81V5H80ZM46 5V6H45ZM83 5H85L84 7H82ZM34 6V7H33ZM43 6V7H42ZM38 7H39V9H38ZM5 9V13H2L1 11H2V9ZM83 8V11L81 10ZM85 8V9H84ZM45 10V9H44ZM48 10V9H47ZM50 12H51V10H49ZM78 11V10H77ZM146 11H148V9L146 10ZM146 11H144V12H146ZM40 12V13H39ZM81 12V13H80ZM83 12H85L84 14H82ZM42 13V14H41ZM3 14V15H2ZM28 14V13H27ZM29 15V14H28ZM78 15H79V17H81L80 18V20H78ZM84 15V16H83ZM4 16V17H3ZM8 16V17H7ZM46 16L48 17L47 19H46ZM83 16V17H82ZM94 18H92V19H95V21H96V17H95V15L93 16ZM51 18V17H50ZM48 19L50 20V21H48ZM52 19V18H51ZM45 21V23H44V21ZM47 20V21H46ZM18 21H20V17H19V19H18ZM80 21H81V23H80ZM92 22V21H91ZM14 23H15V25H14ZM50 23V24H49ZM18 24H19V22H18ZM45 24V25H46ZM37 25V26H36ZM4 26V27H3ZM31 26H32V28L33 27H35L34 29H32L31 28ZM42 26V27H41ZM80 26V27H79ZM147 26H149V22L147 23ZM9 27V26H8ZM21 27H23V28H21ZM83 27V28H82ZM126 27V28H125ZM6 29L7 31V33H8V35L6 36V32H4L3 30L4 29ZM47 27L46 26H44V28H43V30L44 29H46ZM12 29V30H11ZM19 29V30H20ZM23 29V30H22ZM82 29L83 30H85L84 31V33L82 32ZM127 29V30H126ZM11 30V32H9V31ZM125 30V31H124ZM21 31H20V35L22 34L21 33ZM24 31L25 32H27L28 31V35L26 34V33H24ZM32 31H31V33H32ZM44 31H46V33L49 31V30H44ZM50 31H52V29H50ZM197 31H198V29L196 28V29H194V28H192V32L191 33H197ZM5 34V37H3V40H2V35L4 36V34ZM12 32H14L15 33V35L18 37V38H20L19 39V41L20 40H22V42L23 43H21V41H20V46L22 47H20L19 45H18V47L16 46V44L18 43L19 44V41H14L15 39H17V38H15L14 37V33H12ZM9 33H12V36H9V35H11V34H9ZM46 33H45V35H46ZM78 33V32H77ZM90 33V32H89ZM117 33V34H116ZM120 33V34H119ZM142 33V32H141ZM88 36H87V35ZM126 34L127 35H129V36H126ZM117 35H118V37H117ZM124 36V37H121V36ZM132 35V36H131ZM171 35H173V34H171ZM78 36V35H77ZM90 36V37H89ZM121 38H120V37ZM143 36H145V37H143ZM169 36H170V34H169ZM8 38V40L7 39H5V38ZM46 37H47V35H46ZM79 37V36H78ZM89 39H88V38ZM129 37H130V40H129ZM25 38V39H24ZM125 38H126V41H130L129 42V44H128V42H126L125 41ZM133 38L136 40V42H135V40L133 41ZM85 39H87V41L85 40ZM101 39H103L102 37H100V38H97L96 40H101ZM105 39V38H104ZM2 40V41H1ZM5 40H7V45H8V42L10 41V44L9 45H11V52L12 53H14L13 51H12V49H14V48H19L18 49V51H17V49H14L15 50V56H13L12 54H11V52H5ZM16 43V44H14L13 43V41ZM24 40H25V43H24ZM93 40H94V37H93ZM113 40V39H112ZM119 41V44L122 42V47H121V45H119V44H117L118 42L117 41ZM12 41V42H11ZM87 42V44H86V42ZM115 41H116V44H115ZM215 41V43H218L219 41L218 40H214ZM3 42V43H2ZM41 42H42V44H41ZM132 42V43H131ZM212 42L213 41H211L210 42V44L212 45ZM26 43L27 44H29V47L27 48V45H26ZM91 43V42H90ZM89 43V44H90ZM132 44V46H131V44ZM214 43V42H213ZM24 44V45H23ZM32 44H34V46L32 45ZM99 44V46H101V44L98 42L97 43V41H96V44H95V46L96 45H98ZM7 45H6V47H7ZM45 45V46H44ZM67 45H70V48H71V43L69 44H67ZM125 45V46H124ZM129 45V46H128ZM154 45V46H153ZM215 45V44H214ZM13 46H16V47H13ZM86 46H87V48H86ZM94 46V48H96ZM98 46V47H99ZM119 46V47H118ZM129 48H128V47ZM32 47H33V50H32ZM69 47V46H68ZM82 47H83V49H82ZM97 47V48H98ZM123 47H124V49H125V47H127V49H125V50H123ZM135 49H134V48ZM3 49V51H2V49ZM67 48V47H66ZM70 48H68V50L70 49ZM87 49V52L85 51L86 49ZM89 48V49H88ZM91 48H93V47H91ZM96 48V50L94 49L93 51L94 52H96L95 54H97V57H96V59H94L93 61H97V63L96 64H94L95 66L98 64V62H99V66H98V68L99 69H101V66H102V64H101V61H100V58L101 59H103V57L101 56L100 57V55L101 54H98V53H100L99 51V49H97ZM138 50H137V49ZM153 48V49H152ZM23 49V52H21V50ZM30 49V50H29ZM80 49H82V50H80ZM25 50V51H24ZM28 50V51H27ZM140 50H141V52H140ZM16 51H17V54H16ZM34 51V52H33ZM40 51V52H39ZM45 51H46V53H45ZM86 52V54H85V52ZM128 51H130V53H128ZM134 51V52H133ZM137 51H139V52H137ZM152 53H151V52ZM18 52H20L19 54H21V55H19L18 54ZM26 52V53H25ZM30 52V53H29ZM34 54H33V53ZM131 52H132V54H131ZM9 53H10V55H9ZM23 53L24 54H26V55H23ZM47 54V56H45V54ZM48 53H49V55H48ZM67 54L69 53V51L68 52H66ZM81 53H82V55H81ZM120 53H121V56H120ZM141 53V54H140ZM155 53V54H154ZM264 53V52H263ZM7 54V55H6ZM31 54V55H30ZM38 54H39V56H38ZM125 54H126V56H125ZM134 54V55H133ZM136 54H138V56H135ZM149 54H151V55H149ZM199 54V53H198ZM2 55H3V57H2ZM9 55V56H8ZM34 55V56H33ZM85 55H86V57H85ZM128 55H130V56H128ZM195 55V54H194ZM12 56V58H14L13 60H12V58H10ZM22 56V57H21ZM31 56V57H30ZM38 57V59H36L37 57ZM48 56H50V58H48ZM99 56V57H98ZM135 56V57H134ZM197 56V55H196ZM43 57H47V59H50L49 61L47 60V59H45V58H43ZM87 57H89V60L87 61ZM93 57H95V55H93ZM119 57H121L120 59H119ZM126 57V58H125ZM152 57V58H151ZM22 58V59H21ZM25 58V59H24ZM40 58V59H39ZM138 58V59H137ZM198 58V57H197ZM4 59H6L5 61H4ZM8 59V60H7ZM33 59V60H32ZM117 59V60H116ZM130 61H129V60ZM28 60V61H27ZM84 62H83V61ZM147 60V61H146ZM151 60H152V62H151ZM193 60H197V59H193ZM7 61H9L8 63H7ZM25 61V62H24ZM38 61V62H37ZM40 61V62H39ZM46 61V62H45ZM126 61V62H125ZM6 62V63H5ZM22 62V63H21ZM64 62H66V60L64 59ZM83 62V63H82ZM104 62V61H103ZM102 62V63H103ZM133 62V63H132ZM140 62V63H139ZM189 62V63H190ZM30 63H32V64H30ZM91 63V64H90ZM125 63H127V65L125 64ZM132 63V64H131ZM192 63V62H191ZM190 63V64H191ZM19 64H23L22 66L24 67V65H26L25 67L26 68H24L23 69V67L21 66V65H19ZM29 65V67H28V65ZM38 64H39V66H38ZM50 64V63H49ZM100 64H101V66H100ZM117 64V65H118ZM124 65V67H123V65ZM183 64V65H184ZM193 64V63H192ZM93 65V66H94ZM126 65V66H125ZM139 65V66H138ZM4 66V67H3ZM20 66V67H19ZM30 66H32V68L30 67ZM48 68H47V67ZM79 66V67H78ZM97 66H96V70L98 69L97 68ZM132 66V67H131ZM135 66H136V68H135ZM190 66V67H189ZM207 66V65H206ZM5 67H6V71H3V70H5ZM138 67V68H137ZM187 67H189V68H187ZM35 68H36V71H35ZM182 68V69H181ZM184 68V69H183ZM29 69V70H28ZM32 69V70H31ZM46 69H48V75H46L47 74V70ZM88 71H86V70ZM93 69H95V67L93 68ZM136 69H137V71H136ZM207 69H209V67L207 68ZM30 71V72H29ZM51 71V70H50ZM79 71V72H78ZM129 71V72H128ZM131 71V72H130ZM141 71H142V69H141ZM2 72V73H1ZM78 72V73H77ZM98 72H99V70H98ZM132 72H133V74H132ZM137 72H140V73H138V75L136 74ZM195 72V71H194ZM36 73V74H35ZM50 73V74H49ZM84 73V74H83ZM90 73V74H89ZM100 73H101V70H100ZM180 73H178V77H180L181 75H180ZM19 74V75H18ZM92 74V76H88V75H91ZM126 74V75H125ZM2 75H3V77H2ZM18 75V76H17ZM23 75V76H22ZM41 75V76H40ZM180 75V76H179ZM48 76H49V78H48ZM125 76H126V78H125ZM130 76V77H129ZM20 77V78H19ZM86 77V76H85ZM91 77V78H90ZM132 77H134V78H132ZM261 77L264 79V75H260L258 78V81H261ZM4 78V79H3ZM90 78V79H89ZM123 78H124V80H123ZM139 78H140V80L142 79V81H140L139 80ZM47 79H49V80H47ZM65 79L64 78H61V79H59V80H57V82L59 83V85L61 86L62 84V86H61V88L64 86V81H65ZM130 79V80H129ZM134 79V80H133ZM181 78H179V80H180ZM41 80V82H43ZM53 80V79H52ZM60 80H64V81H60ZM80 80H81V82H80ZM96 80V79H95ZM125 80H126V82H125ZM62 82V84L60 83V82ZM129 81V82H128ZM185 81V82H184ZM264 81V80H263ZM67 82H65L66 84H67ZM183 82V83H182ZM188 82V83H187ZM257 82V81H256ZM84 83V84H85ZM130 83V84H129ZM254 83V82H253ZM179 84L181 85V84H183V85H181V86H179ZM49 85H50V83H49ZM142 85H143V87L145 86V88H143L142 87ZM188 85V86H187ZM133 86V87H132ZM186 86V87H185ZM190 86V87H189ZM69 87H67V88H69ZM88 87V88H87ZM132 87V88H131ZM136 87V88H135ZM140 87V88H139ZM182 87V89H180ZM188 87V88H187ZM64 88V90L66 89L65 88V86L63 87ZM128 88H129V91H128ZM135 88V90H133ZM143 88V89H142ZM85 89H86V91H85ZM88 89V90H87ZM97 89V90H96ZM142 89V90H141ZM80 90V91H81ZM96 91V93L94 94L93 93V91ZM138 90H139V92H138ZM141 90V91H140ZM75 91V92H76ZM94 91V92H95ZM135 91V92H134ZM152 92H153V90H151ZM184 91V92H183ZM189 92V93H186V92ZM90 92H92V94L91 95H95V97L94 98H97L98 99V95H99V100L97 101V99H96V102H95V100H93L92 102H91V107H90V101H91V98H90ZM137 92V93H136ZM143 92H144V95H143ZM48 93H50V94H48ZM77 93H75V94H77ZM128 93H130V95H128ZM123 94V95H122ZM124 94H127V95H124ZM192 94V93H191ZM49 95V96H48ZM88 95V96H87ZM152 95H153V93H152ZM205 95H206V97H207V99H209V100H207L206 101V97H205ZM51 96H52V98H51ZM85 96H86V98H85ZM127 96V97H126ZM130 98H129V97ZM146 96V98H144ZM138 97V98H137ZM186 97V98H185ZM209 97V98H208ZM49 98H50V100H49ZM79 98V99H78ZM126 98V99H125ZM136 98V99H135ZM80 99H82V100H80ZM85 99H86V102H85ZM93 99V98H92ZM138 99V100H137ZM142 99V100H141ZM184 99V100H183ZM81 102H80V101ZM153 100V101H152ZM188 100V101H187ZM193 100H195V101H193ZM198 100V101H197ZM26 101V100H25ZM28 101V100H27ZM27 101H26V103L25 104H27ZM49 101H50V103H49ZM70 101V100H69ZM192 103H191V102ZM198 102V104H196L195 105V102ZM202 101V100H201ZM77 102H79V103H77ZM101 102V101H100ZM183 102H184V104H183ZM189 102H190V104H189ZM196 102V103H197ZM28 103H29V101H28ZM70 103V102H69ZM82 103V104H81ZM128 103H129V106H128ZM133 103V104H132ZM138 105H136V104ZM141 103V104H140ZM152 103V104H151ZM188 103V104H187ZM194 103V104H193ZM202 103V102H201ZM200 103V104H201ZM203 103H204V101H203ZM202 103V104H203ZM24 104V105H25ZM87 106H86V105ZM124 104H126V105H124ZM21 105V104H20ZM47 105V106H46ZM98 105H100V104H98ZM133 105V106H132ZM184 105H186L185 107H184ZM193 105H195L196 107H198L197 109H196V107H194L195 109H196V111H195V109L192 107ZM45 106V107H44ZM50 106V107H49ZM71 106H73V105H71ZM80 106H81V108H80ZM83 106V107H82ZM84 106H86L85 107V110H84ZM88 106H89V109H88ZM95 106H96V104H95ZM126 106V107H125ZM131 106V107H130ZM142 106V108L140 109V107ZM145 106V107H144ZM162 106H164L163 104H162ZM190 106V109H191V107L193 108L192 110H189V108L188 107ZM67 107V108H68ZM136 107H138V108H136ZM212 107V106H211ZM50 108V109H49ZM133 108V109H132ZM213 108V107H212ZM211 108V109H212ZM0 109H1V107H0ZM75 109H77L78 110V113H79V111H80V113L78 114V113H76L77 111H75ZM83 109V110H82ZM142 109H146V110H144V112H143V110ZM184 109V110H183ZM3 110V109H2ZM1 110V111H2ZM49 110V111H48ZM137 110V111H136ZM195 111V113L197 114V115H194L195 113H193L194 111ZM1 111H0V114H2L1 113ZM83 111H86V113L85 112H83ZM100 111V112H99ZM137 112V113H135V112ZM138 111H139V113H138ZM142 111V112H141ZM188 111V112H187ZM42 112V113H41ZM130 112V113H129ZM133 112V113H132ZM184 112V113H183ZM186 112V113H185ZM50 113V114H49ZM68 113V114H67ZM72 114H73V112H71ZM70 113V114H71ZM145 114V113H147L145 116H143V114ZM188 113H192V114H188ZM38 114V113H37ZM42 114V115H41ZM66 114L68 115V116H66ZM71 114V115H72ZM82 114V115H81ZM85 114V115H84ZM93 114H95V115H93ZM96 114H98V116L96 115ZM150 114V115H149ZM183 114H185V115H183ZM46 115V116H45ZM49 115V116H48ZM81 115V116H80ZM86 115L88 116L87 118H85V120L83 119L84 117H86ZM189 115V116H188ZM191 115H193V116H191ZM74 116V115H73ZM94 116V118L96 117V119H98V122L96 121L95 122V124H97L98 123V128L97 127H94V121H93V119H92V117ZM140 116H141V118H140ZM181 116H182V118H181ZM196 116H198V117H195ZM1 117H3V115H1L0 116V120H1ZM48 117V118H47ZM56 117V118H55ZM62 117H64V118H62ZM77 117V116H76ZM76 117L74 116L73 117V119H76ZM81 117V118H80ZM89 117H91V118H89ZM98 117V118H97ZM136 117V116H135ZM190 117H194L195 118V120H196V122H195V120H194V118L192 119V118H190ZM40 118V119H39ZM67 118V119H66ZM72 118V117H71ZM138 118H139V121H136V120H138ZM150 118H152V119H150ZM183 118H184V120H183ZM4 119V118H3ZM63 119V120H62ZM57 120H58V122H57ZM60 120V121H59ZM63 122H62V121ZM71 120H72V122H71ZM88 120L90 121V123L88 122ZM197 120H202L203 121V123L201 122V121H199V123L197 122ZM55 121H56V123L60 126V125H63L62 127H64V128H62L61 126H60V129L61 130H59V133L60 134H58V132L56 131V129H59V126L58 125H56V123H55ZM84 121H85V123H86V125H84L85 123H84ZM145 121H147V124L145 123ZM168 121H170V122H168ZM172 121V122H171ZM177 121V122H176ZM180 121V122H179ZM186 121V122H185ZM35 124V125H33V123ZM62 122V124H60ZM65 122V123H64ZM75 122V123H74ZM83 122V123H82ZM131 122H133V120H131ZM138 122V123H137ZM143 122V123H142ZM166 122V123H165ZM67 123H68V125H67ZM72 123H74V124H72ZM87 123H89L88 125H87ZM137 123V124H136ZM159 123H160V125H159ZM164 123V124H163ZM77 124V123H76ZM166 124H168V125H166ZM170 124V125H169ZM182 124V125H181ZM30 127H29V126ZM45 125H46V127H45ZM65 125H67L66 127H65ZM91 127H93V128H91ZM132 125H130V127L132 126ZM190 125H191V127H190ZM197 125V126H196ZM22 126H25V127H23L22 128ZM33 126H36V127H34V128H32L31 129V127H33ZM50 126H51V128H50ZM82 126V127H81ZM83 126H84V128H83ZM96 126V125H95ZM132 126V127H133ZM136 126V127H137ZM142 126H143V128H142ZM158 126H160L161 128H160V130L158 129L159 127ZM162 126H164V127H162ZM181 126V127H180ZM192 126L194 127V129H193V131L192 132H190V129H192ZM90 127V128H89ZM150 127V128H149ZM170 127H171V130H170ZM174 127V128H173ZM184 127V128H183ZM197 127V128H196ZM27 128V129H26ZM31 129V130H29V129ZM138 128V127H137ZM188 130H187V129ZM190 128V129H189ZM16 129V130H17ZM25 129V130H24ZM35 129V130H34ZM65 129V130H64ZM82 129V130H81ZM146 129V130H145ZM153 129V130H152ZM155 129V130H154ZM225 129V128H224ZM15 130V131H16ZM28 130V131H27ZM64 130V132H62ZM151 130H152V132H151ZM169 130L171 131V133H169ZM185 131V133H184V131ZM13 132L14 134V136L16 135L15 133H17V132ZM81 131V132H80ZM95 131H96V133H95ZM145 131H149V132H145ZM155 131V132H154ZM160 132L165 138H167L168 137V135L171 137V139H172V142L169 144V142H167V141H164L163 143L164 144H158L159 146L158 147H156L157 145H156V143H154L155 145H154V147L153 148H150V147H152V145L151 146H148L147 147V145L145 144V142H144V139H145V136L147 137V135H148V137H152V139L154 138V139H156V134H157V132ZM167 131V132H166ZM182 131V132H181ZM189 131V132H188ZM28 132V133H27ZM31 132H33V134L31 133ZM67 132V133H66ZM69 132H70V135L68 136V134H69ZM79 132V133H78ZM143 132V133H142ZM165 132V133H164ZM181 132V133H180ZM3 135H2V134ZM17 133V134H18ZM20 133H22V132H20ZM63 133H64V135H63ZM87 133H88V136H87ZM148 133V134H147ZM172 133H174V134H172ZM184 133V134H183ZM50 134H51V136H50ZM57 136H56V135ZM150 134H152V135H150ZM168 134V135H167ZM179 134V135H178ZM12 135V136H13ZM29 135V136H28ZM45 135V136H44ZM59 135L61 136V138H58L59 137ZM64 137H63V136ZM67 135V136H66ZM72 135H73V137H72ZM155 135V136H154ZM187 135H189V136H187ZM13 136V137H14ZM56 136V137H55ZM85 136H87V140H85L86 138H85ZM173 136V137H172ZM186 136V137H185ZM71 137V138H70ZM137 137H139V138H137ZM181 137H182V139H181ZM189 137H191V139L192 140H190V141H186V138H189ZM7 140H6V139ZM43 139L42 141L40 140V139ZM82 138V139H81ZM85 138V139H84ZM131 138H133V139H131ZM30 139H32V140H30ZM56 139V140H55ZM69 139V140H68ZM94 139V138H93ZM175 139V140H174ZM183 139H185V140H183ZM29 140V141H28ZM40 140V141H39ZM52 140H53V142H52ZM65 140V141H64ZM83 140L84 141H86L85 142V145L83 144ZM178 140V141H177ZM180 140V141H179ZM182 140H183V142H182ZM188 140V139H187ZM35 141V142H34ZM37 141H39L38 143H36ZM46 141V142H45ZM73 141V142H72ZM90 141H93V140H90ZM89 141V142H90ZM130 141V142H129ZM50 142V143H49ZM65 142H66V144H65ZM131 142H132V145H131ZM185 142V143H184ZM199 142H201V140L199 141ZM1 143H3V145L1 144ZM7 143V144H8ZM29 143H30V145H29ZM41 143H43L41 146H40V144ZM46 143V144H45ZM67 143H68V145H67ZM73 143V144H72ZM125 143V142H124ZM166 143V144H165ZM60 144V145H59ZM123 144V143H122ZM144 144V145H143ZM198 144V145H197ZM202 144V143H201ZM25 145H28L29 146V148L27 147V150L29 149V151L27 152V150H23L22 148L24 147L25 148ZM48 146V147H46V146ZM67 145V146H66ZM84 145V146H83ZM87 145V146H86ZM124 145V144H123ZM122 145V146H123ZM131 145V146H130ZM192 145V146H191ZM195 145V146H194ZM44 146H45V148L47 149V152H46V149H44ZM66 146V147H65ZM86 146V147H85ZM142 146V147H141ZM198 146H199V148H198ZM202 146V145H201ZM260 146H264V145H260ZM31 147V148H30ZM42 147V148H41ZM60 147H62V148H60ZM81 148V150H80V148ZM85 147V148H84ZM88 147V148H87ZM262 147H255L257 150H258V148H261V149H263ZM19 148H21V149H19ZM50 148H52V149H50ZM68 148H69V150H68ZM84 148V149H83ZM130 150H129V149ZM191 150H190V149ZM203 148V147H202ZM202 148H201V151H202ZM3 149H4V152H3V154H2V151H3ZM26 149V148H25ZM59 149H60V151H59ZM70 149H71V151H70ZM118 149H121V147H119ZM149 149H151V150H149ZM153 149V150H152ZM155 149V150H154ZM256 149H254V150H256ZM44 150V151H43ZM49 150V151H48ZM84 150H86V152L87 153H83V151ZM101 150L103 151V154H100L101 153ZM112 150V151H111ZM127 150V151H126ZM132 150V151H131ZM133 150L135 151V152H133ZM149 152H148V151ZM181 152H180V151ZM17 151H12V152H17ZM21 151V152H20ZM51 151V152H50ZM64 151H65V153H64ZM111 151V152H110ZM129 151V152H128ZM217 151V152H216ZM219 151V152H218ZM259 151H262V150H259ZM7 152V153H6ZM30 152V153H29ZM46 152V153H45ZM50 153V155H49V153ZM61 152V153H60ZM70 152H71V154H70ZM89 152V153H88ZM90 152H91V154H90ZM110 152V153H109ZM114 152V153H113ZM217 153V155L219 156V157H221L218 161H219V163H218V165L215 163L216 161H217V159H218V156L216 155V154H214V153ZM225 152H226V155H225ZM262 152H264V151H262ZM6 153V154H5ZM55 153V154H54ZM62 153H64V154H62ZM67 153H68V155H67ZM93 153H94V155H93ZM5 154V155H4ZM30 156H29V155ZM48 156H47V155ZM51 154H52V156H51ZM84 154V155H83ZM93 155L94 156V159H95V163L96 164H94V163H92L94 160H92L91 161V159H90V157L88 156V155ZM112 154H116V155H112ZM129 154V155H128ZM214 154V155H213ZM264 153H262V156L264 157V155H263ZM14 155V156H13ZM16 155V156H15ZM40 155H43V156H41L40 157ZM55 155V156H54ZM61 155V156H60ZM77 155V156H76ZM102 155V156H101ZM104 155H106V158L104 157ZM12 156V157H11ZM60 156V157H59ZM83 156H87L86 158L85 157H83ZM92 156V157H93ZM111 156V157H110ZM213 156H215V157H213ZM224 156V157H223ZM7 157H9V158H7ZM26 157H29V159L28 158H26ZM42 157H43V159H42ZM46 157H48V161L46 160L47 158ZM52 157V158H51ZM56 157V158H55ZM66 157V158H65ZM68 157V158H67ZM83 157V158H82ZM120 157V156H119ZM121 157H123V156H121ZM120 157V158H121ZM226 157H227V159H226ZM12 158V159H13ZM70 158H72V159H70ZM79 158H82V159H80L79 160ZM85 158V159H84ZM110 158H111V162H110ZM194 158V159H193ZM211 158V159H210ZM213 158H214V160H213ZM224 158H225V160H224ZM16 159V158H15ZM40 159V160H39ZM64 159L66 160V162L64 161ZM67 159H68V161H67ZM70 159V160H69ZM114 159H116V157L114 158ZM191 159V160H190ZM203 159H204V162H203ZM21 160V159H20ZM73 160H75V161H73ZM88 162H90L91 161V163L93 164V165H95L96 166V168H90L91 166H92V164L91 163H87L86 161ZM102 160V161H101ZM113 160V161H112ZM120 159H118L117 158V160H115V163H116V161H119ZM200 160V161H199ZM209 160V161H208ZM215 161L214 163H213V161ZM14 161H16V160H14ZM42 161H44V162H42ZM48 163L47 164V166H46V164H44V163H46V162ZM81 161V162H80ZM105 161H107V164H108V166H107V164L106 163H104V164H106V165H103V163L102 162H105ZM254 161H257V160H253V162H251L252 164H256V163H254ZM263 161H264V159H263ZM55 162H56V164H55ZM80 162V163H79ZM109 162H110V164H109ZM192 162V163H191ZM206 162V163H205ZM209 162V163H208ZM14 163V162H13ZM21 165H20V164ZM68 163H69V165H68ZM86 163H87V165H86ZM114 163V164H115ZM120 163V164H121ZM193 163H195V164H193ZM31 164V165H30ZM73 164H74V166H73ZM80 164V165H79ZM89 164H91V165H89ZM113 164V165H114ZM128 164V165H127ZM176 164V165H175ZM200 164V165H199ZM206 164V165H205ZM215 164V165H214ZM22 165H24V166H22ZM43 165V166H42ZM83 165V166H82ZM85 165V166H84ZM136 165H139V166H136ZM163 165H165V166H163ZM211 165V166H210ZM221 165V166H220ZM69 166V167H68ZM73 166V167H72ZM77 166H79V168L77 167ZM83 167V169L82 168H80V167ZM89 168H88V167ZM106 166V167H105ZM126 166V167H125ZM152 166H154L155 167V169L157 170H159V171H157V174H156V176L154 177H152V179L150 180L149 178H151L150 176L152 175L150 172H149V170L148 169H150ZM168 166V167H167ZM200 166V167H199ZM215 166V168H213ZM236 166V165H235ZM235 166H232L231 168L232 169H234V170H237V167H235ZM33 167H35L36 169H38L37 171H36V169H34ZM47 167V168H46ZM76 167V168H75ZM92 167H94V166H92ZM125 167V168H124ZM131 167V168H130ZM177 167V168H176ZM203 167H205V168H203ZM212 167V168H211ZM235 167V168H234ZM2 168V169H3ZM21 168V169H20ZM73 168V169H72ZM124 170H123V169ZM131 170H130V169ZM176 168V169H175ZM181 168V169H180ZM192 168V169H191ZM28 169V170H27ZM88 169H90L89 171L90 172H88ZM163 170V171H161V170ZM200 169V170H199ZM34 170V171H33ZM79 170V171H78ZM85 172H88V173H86L85 174V176H84V171ZM98 170H100L101 171V173L99 174V172L100 171H98ZM112 170V171H111ZM165 170V171H164ZM205 170V171H204ZM24 171H25V173H24ZM29 171V172H28ZM55 171H56V173H58V174H56L55 173ZM75 171V172H74ZM76 171H78V172H76ZM81 171V172H80ZM125 173H124V172ZM127 171V172H126ZM169 171H170V173H169ZM203 171V172H202ZM218 173H217V172ZM221 171V172H220ZM239 171V170H238ZM82 172H83V174H82ZM98 172V173H97ZM102 172H103V174H102ZM150 173L149 175H148V177H147V174L146 173ZM173 172V173H172ZM16 173V174H15ZM38 173V174H37ZM74 173V174H73ZM80 173H81V176H80ZM95 173V174H94ZM121 173H122V175H121ZM160 173H162V174H160ZM169 173V176L167 175ZM217 173V174H216ZM20 174V175H19ZM36 174H37V176H36ZM99 174V175H98ZM106 174V175H105ZM117 174V175H118ZM173 174V175H172ZM176 174V175H175ZM220 174V175H219ZM226 174V175H225ZM228 174V175H227ZM235 174V175H234ZM11 175H12V172H11ZM15 175H17L16 177H15ZM53 175V176H52ZM74 175V177L75 178H73L72 176ZM84 177H86L85 179L84 178H82L83 176ZM234 175V176H233ZM4 175H0V179H2V178H4V180L6 179V174H5V177H3ZM58 176H60V177H58ZM173 178H172V177ZM209 176V177H208ZM221 176V177H220ZM12 177V176H11ZM18 177V178H17ZM53 177V178H52ZM78 177H79V179H78ZM99 179H101V180H99ZM100 177H103V178H100ZM112 177H115V178H112ZM213 177V178H212ZM234 177H235V179H234ZM71 178H72V180H71ZM82 178V179H81ZM170 178V179H169ZM175 178V179H174ZM208 178V179H207ZM213 180H212V179ZM238 178V179H237ZM39 179V180H38ZM53 179V180H52ZM57 179V180H56ZM73 179H74V181H76V182H73ZM78 179V180H77ZM162 179V180H161ZM166 179V180H165ZM171 179H172V181H171ZM179 179V180H178ZM219 179H220V181H219ZM230 179V180H229ZM62 180V181H61ZM79 180H80V182H79ZM167 180H170V182H171V185H169V187H167V188H164L165 187V184H166V182H167ZM175 180V181H174ZM216 180V181H215ZM226 180H229V182L227 181V183H225L226 182ZM232 180H233V182H232ZM238 180H240V181H238ZM16 181L18 182V183H16ZM88 181V182H89ZM101 181V182H100ZM105 181V182H106ZM163 181H165L164 183H163ZM173 181H174V183H176V184H174L173 183ZM12 183V182H14L13 184H9V183ZM51 182H53L54 184H52L51 186H49L50 185V183ZM87 182V181H86ZM109 182V183H110ZM144 182V183H143ZM189 182V183H188ZM199 182V183H198ZM216 182V183H215ZM230 182H231V184H230ZM15 183H16V186L15 187H12L13 185H15ZM55 183H57L56 185H55ZM61 183V184H60ZM143 183V184H142ZM162 183V184H161ZM168 183V182H167ZM194 183V184H193ZM200 183H202L201 184V186H200ZM213 183V184H212ZM223 185H222V184ZM229 183V184H228ZM236 183V184H235ZM259 185L261 184V185H264L263 183H264V179L263 180H259ZM20 184V185H19ZM39 184V185H38ZM63 184V185H62ZM72 184H75V186L74 185H72ZM76 184H77V186H76ZM94 184V186L95 187H98L97 185H95ZM98 184V185H99ZM153 184V185H152ZM206 184V185H205ZM209 184V185H208ZM226 184H228L227 185V187L226 188H223L224 187V185H226ZM254 186H253V185ZM5 185V186H4ZM38 185V186H37ZM54 185V186H53ZM58 185V186H57ZM68 185V186H67ZM104 185V184H103ZM103 185H102V187L101 188H103ZM143 185V186H142ZM145 185H147V186H149V188L147 187V186H145ZM162 185H164V186H162ZM177 185V186H176ZM199 185V186H198ZM202 185H203V188L202 189H204V191H202L201 190V187H202ZM213 185V186H212ZM231 185V186H230ZM233 185H234V187H233ZM252 185V186H251ZM258 185V184H257ZM258 185V186H259ZM3 186H4V188H3ZM18 186V187H17ZM53 186V190H51V191H54V192H56V194L58 195L57 197V199H58V204H61L60 205V207L61 206H63L61 209L62 210H60L59 211V213H58V215L57 216H55V215H51L50 213H51V208H49L50 206L46 203V202H44L45 201V198L44 197H42L43 195H40V196H36L35 197V199H38L39 201L41 200L42 202H39V203H36L35 202V200H34V203H33V195L35 194V191H37V193H47V191H49L48 190V188L50 189L51 187ZM75 187V189H74V187ZM91 186V187H90ZM142 186V187H141ZM146 188H148V189H146ZM171 186V187H170ZM223 186V187H222ZM237 186V187H236ZM42 187V188H41ZM141 187V188H140ZM155 188L156 190H159V189H161L160 191H161V193L159 194V197H158V195H156V198H161V199H164V198H162L163 197V193H164V196L165 195H168V199L166 198V196H165V203H164V201H162L161 199L159 200L160 202H161V204H160V202H158L157 201V203H156V200H158V199H155V197H153V196H155V195H152V194H154L156 191H154V189H152V188ZM158 187H160V188H158ZM200 188V190L202 191V192H200L199 190H197V189H199ZM233 187V188H232ZM251 189H250V188ZM253 187V188H252ZM23 188V189H22ZM36 188H37V190H36ZM46 188V189H45ZM56 188H58V189H56ZM76 188H77V190H76ZM92 188H94V187H92ZM139 188H140V190H142V191H140L139 190ZM215 188V189H214ZM228 188V189H227ZM250 189V191L248 192V196L246 197V195L244 196V197H242L243 195V193H247L246 192V190L248 191L249 189ZM39 189V190H38ZM80 189V190H79ZM145 189V190H144ZM18 190V191H17ZM34 190V191H33ZM42 190V191H41ZM43 190H46V191H43ZM75 190V191H74ZM148 190V191H147ZM163 190V191H162ZM208 190V191H207ZM218 190H219V192H218ZM3 191V192H2ZM38 191H40V192H38ZM80 191H82V194L81 195H83V192H84V198L86 197V198H88V200H86L85 202V204H84V202H82V200L84 199V198H82L81 197V195H80ZM140 191V192H139ZM145 191H147V196L148 197H150L149 196V194L151 195V197L152 198H154V200H155V203L156 204H153L152 202L154 201L153 199H151V198H145L146 197V192ZM169 191H170V193H169ZM7 192L8 193H10V194H7ZM145 192V193H144ZM177 192V193H176ZM189 192H190V194H189ZM234 192V193H233ZM34 193V194H33ZM79 193V194H78ZM174 193V194H173ZM200 193V194H199ZM203 193H206V194H208V195H206V194H204L205 195V197L203 196V197H201V199L202 198H206L207 199V201H206V199H205V203H203L204 205H202V203L201 204H199V202H201V201H203L204 202V199H200V197H199V195H203ZM212 193V194H211ZM233 193V194H232ZM237 193V194H236ZM7 194V195H6ZM14 194V195H15ZM29 194V195H28ZM68 194V195H67ZM77 194V195H76ZM90 194H92V195H90ZM95 194V195H94ZM136 194V195H135ZM142 194V195H141ZM145 196H144V195ZM237 195V196H239L237 199H238V201L240 202V204L242 203V210H241V207H237L236 205H238V202L236 203V202H234V200H236V198H234L233 197V195ZM239 194V195H238ZM172 195H174V197L172 196ZM216 195V196H215ZM221 195V196H220ZM234 195V196H235ZM240 195H241V198H240ZM125 196V197H126ZM170 196V197H169ZM178 196V197H177ZM188 196V197H187ZM208 198H207V197ZM218 196H219V198H218ZM236 196V197H237ZM2 197V198H1ZM7 197V201H9L10 199ZM59 197H61V198H59ZM69 197V198H68ZM212 197V198H211ZM224 197V202H223V200H222V198ZM231 197H232V199H231ZM33 198V199H32ZM42 198V199H41ZM72 198H73V200H72ZM76 198V199H75ZM78 198V199H77ZM171 198H172V200H173V204H172V202H170V201H172L171 200ZM176 198H177V200H176ZM221 198V199H220ZM4 200H6V198H3ZM2 199V200H3ZM9 199V200H8ZM44 199V200H43ZM67 199V200H66ZM146 199H147V201H150L149 199H151V203L150 202H148L147 203V201H146ZM170 199V200H169ZM197 199V200H196ZM212 199H213V201H212ZM226 199V200H225ZM229 199H231V200H229ZM30 200V201H29ZM79 200V201H78ZM85 200V199H84ZM153 200V201H152ZM168 201V204H166V202ZM195 200V201H194ZM221 200V201H220ZM75 201V202H74ZM197 201V202H196ZM210 201H212L211 203H210ZM220 201V202H219ZM227 201V202H226ZM230 201H231V203H230ZM237 201V200H236ZM29 202V203H28ZM171 204H170V203ZM209 202V203H208ZM221 202H223V203H221ZM262 202V203H261ZM1 203V202H0ZM36 203V204H35ZM41 203V204H40ZM43 203L45 204H47L48 205V207H47V205L45 206V205H43ZM79 203H81V204H79ZM83 203V204H82ZM147 203V204H146ZM164 203V204H163ZM175 203V204H174ZM208 205H207V204ZM220 204V206H219V204ZM227 203V204H226ZM233 203V204H232ZM245 203H247V206L248 207H246V205H245ZM24 204H26V206L24 205ZM32 204H34V206H32ZM93 204V203H92ZM92 204H91V206H92ZM150 204V205H149ZM211 204H212V206H211ZM74 205H76V207H75V209H74ZM162 205H166V206H162ZM167 205H169V206H167ZM170 205H171V207H173L174 208V205H175V207H178L179 206V209H181V208H183L182 209V211H180L179 209H178V214H175V213H177L176 211V209H175V211H174V209H173V211L174 212H172L171 210H166V208L168 209V207H170ZM195 205H196V208H195ZM199 205H201V206H199ZM214 205V206H213ZM227 206V208L225 207V206ZM49 210V211H47V210H45L46 208ZM159 206H157V209H158V207ZM182 206V207H181ZM191 206V207H190ZM193 206V207H192ZM222 206V207H221ZM239 206V205H238ZM244 206V207H243ZM263 206V207H262ZM67 207V208H66ZM146 207V208H145ZM204 207V208H203ZM206 207V208H205ZM231 207V208H230ZM20 208V207H19ZM42 210H41V209ZM43 208H45V209H43ZM193 208V209H192ZM195 208V209H194ZM198 208V209H197ZM230 208V209H229ZM236 208L238 209V210H236ZM254 208V209H253ZM23 209H21V211L23 210ZM147 209V210H146ZM169 209H172V208H169ZM222 209H223V212H222ZM226 209V210H225ZM233 209H234V211H233ZM259 209V210H258ZM47 212H45V211ZM67 210V211H66ZM187 210V211H186ZM210 210H212V211H210ZM218 210V211H217ZM261 210V211H260ZM193 211V212H192ZM239 211V212H238ZM62 212V213H61ZM198 212V213H197ZM229 212V213H228ZM44 213H45V215H44ZM145 213V214H144ZM211 213V214H210ZM251 213V214H250ZM40 214H41V216L42 217H40ZM43 214V215H42ZM72 214H74V216L72 215ZM100 213H98L97 214V216H95V215H93V216H90V217H88V220L90 219V220H94V219H96L97 217H100V215H99ZM143 214V215H142ZM169 214V213H168ZM189 214V215H188ZM202 215V216H201ZM236 215V216H235ZM262 215V216H261ZM55 216V217H54ZM73 216V217H72ZM77 216H79V213H77ZM185 216V217H184ZM187 216V217H186ZM209 216H212L213 218H211V217H209ZM223 216V217H222ZM70 217V218H69ZM202 217H203V219L205 220V217H208L209 219H215L216 217V219H215V221H217L213 226V228H212V230L210 231L211 232V234L214 236H212L211 234H210V232L208 233V235L209 236H212V237H209L208 238V235L205 237V241H204V236H203V234L202 235H200L201 233H200V231H201V229H200V227H199V225H201L200 223H203V222H200L199 223V221L202 219ZM246 217V218H245ZM37 218V219H36ZM69 218V219H68ZM191 218V219H190ZM199 218V219H198ZM40 219V220H39ZM42 219V220H41ZM72 219V220H73ZM78 219V217L75 219V220H77ZM47 220H48V223H47ZM142 220V221H141ZM194 220V221H193ZM39 221L41 222V224L39 223ZM78 221V220H77ZM197 221V222H196ZM203 221V220H202ZM51 222V223H50ZM75 222V221H74ZM143 222V223H142ZM192 222H194V224L192 223ZM219 222V223H218ZM223 222V223H222ZM237 222L239 223V224H237ZM76 223V222H75ZM185 223H186V225H185ZM50 225V226H48V228H47V226H45V225ZM223 224V225H222ZM236 224V225H235ZM53 225H54V227H53ZM55 225H57V226H55ZM142 225H144V227H142ZM195 225V226H194ZM197 225V226H196ZM41 226V227H42ZM218 226V227H217ZM53 227V228H52ZM216 227H217V229H216ZM202 228V227H201ZM215 228V229H214ZM200 229V230H199ZM191 230V231H190ZM195 230H196V232H195ZM217 232H216V231ZM244 230V231H243ZM223 231V232H222ZM225 231V232H224ZM49 232V231H48ZM46 232V234H49L48 236H50V235H53V233L52 232ZM68 232V233H67ZM72 234V236H71V234ZM78 232V231H77ZM262 233V235L260 234V233ZM214 233V234H213ZM224 233V234H223ZM68 234V235H67ZM69 234H70V236H69ZM79 234V233H78ZM78 234H77V236H78ZM195 234V236H193ZM245 234V235H244ZM217 235V236H216ZM225 235H227V236H225ZM261 235V236H260ZM80 236V235H79ZM78 236V237H79ZM203 236V239L201 238ZM55 237H56V235H55ZM81 237V236H80ZM79 237V238H80ZM218 237V238H217ZM227 237V238H226ZM52 237H50V239H51ZM77 238V239H76ZM223 238V239H222ZM179 239V240H178ZM201 239V240H200ZM78 240H79V242H78ZM212 240V241H211ZM218 240H219V243H218ZM221 240V241H220ZM224 240H226V241H224ZM75 241V242H74ZM200 241H201V243H200ZM205 242V244L207 245V243H209V245H211L210 247H208L209 245H207V250H208V253H206V251H203V253H202V255H201V253L199 252V250L200 249H202V247L204 246V242ZM216 241H217V243H216ZM74 242V243H73ZM211 242H212V244H213V242L215 243V244H211ZM58 243L57 244H55L54 246H52L53 247V249L50 247V251H51V249H52V252H51V256H53V254H54V252H55V249L58 247ZM184 243H185V245H184ZM221 243V244H220ZM224 243V244H223ZM131 244V245H130ZM199 244H200V246H199ZM223 244V245H222ZM250 244V245H249ZM261 244H263V246H261ZM215 245H217V246H215ZM83 246V245H82ZM220 246V247H219ZM186 247V248H185ZM206 247V246H205ZM200 248V249H199ZM205 248L203 247V250H204ZM60 250H57L58 252H60ZM231 250H233V251H231ZM80 251H78L80 254H81V252ZM197 251V252H196ZM201 251V250H200ZM227 251V252H226ZM106 252H107V250H105L104 251V254L106 255ZM202 252V251H201ZM211 252V253H210ZM222 252V253H221ZM65 253V254H64ZM108 253V252H107ZM197 253H198V255H197ZM226 253V254H225ZM79 254V255H80ZM172 256H170V257H172L174 260H175V258H176V255L177 254H175V253H173L172 252ZM174 254H175V257H174ZM230 254V255H229ZM245 254V255H244ZM263 254V255H262ZM50 255V254H49ZM70 255V254H69ZM171 255V254H170ZM260 255V256H259ZM74 256V255H73ZM72 256V257H73ZM75 256H78V254H75ZM81 256H82V254H81ZM84 256V255H83ZM198 256V257H197ZM228 256V257H227ZM72 257H70L69 256V259H68V261L70 260V258L72 259ZM191 257V258H190ZM207 257V258H206ZM75 259L77 258V257H74ZM79 258V257H78ZM78 258H77V260H78ZM119 258H121V257H119ZM197 258V259H196ZM210 258V259H209ZM246 258V259H245ZM81 260L79 261V262H81V263H79V262H75V264H83L84 262V264H89L87 261H84L83 262V259L82 258H80ZM115 259V261H116V263L117 264H119L117 261H119V259L117 258V256H116V258H114ZM118 259V260H117ZM124 259H125V261H126V258L124 257L123 258V260H122V263H121V260H120V263L121 264H125V261H124ZM173 259H170V260H173ZM225 261H224V260ZM66 260H67V258H66ZM166 260H167V258H166ZM169 259H168V261L169 262H173V261H170ZM200 260V261H199ZM210 260V261H209ZM29 260H27V262H28ZM124 261V262H123ZM177 259L175 260V262L177 263ZM184 261V262H183ZM207 261H208V263H207ZM221 261H223V262H221ZM26 262V261H25ZM26 262V263H27ZM205 262V263H204ZM211 262V263H210ZM227 262V263H226ZM64 264H67V263H69V264H73V263H71V260L69 261V262H67L66 261V263H65V261L63 262ZM167 263V262H166ZM174 263V262H173ZM175 263V264H176ZM177 264H179V263H177Z\"/></svg>",
    "mask_w": 264,
    "mask_h": 264
}]
</instances>
